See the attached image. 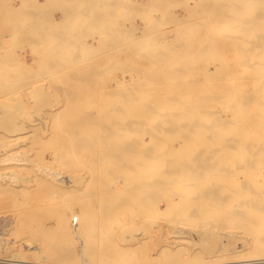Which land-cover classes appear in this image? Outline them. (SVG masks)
Segmentation results:
<instances>
[{"label":"rangeland","instance_id":"rangeland-1","mask_svg":"<svg viewBox=\"0 0 264 264\" xmlns=\"http://www.w3.org/2000/svg\"><path fill=\"white\" fill-rule=\"evenodd\" d=\"M40 1H43V0H40ZM91 1L93 2V0H89L87 2V4H89V5L86 6V8L88 7V9H90V10L86 9V11H88L89 13L86 12V15L83 17L81 22L78 23L81 25V28L83 29V31L86 29L85 30L86 32H83L81 30L83 32V35L85 33L86 34L84 36H81L80 40L86 42L87 44L90 43L89 46L91 45L90 46L91 48H94V46L97 47L98 45H96V43L98 42L97 44H99V41H101V44H103V47H105L104 49L105 50L108 49L106 51L111 52V54H110L111 57H109V59L105 58L107 56L104 54L105 52H103V51H105V50L103 49L101 44L100 45H101L102 49H101V47L91 49L92 53H90V51H88L89 57L86 56L87 54H84L82 56L83 60L81 62L84 64L82 65V64H80L81 62L79 63L80 66L85 67L86 70H84V71H85V73L87 72L89 75L86 78L81 77L80 79H81V81L86 82L88 85L86 84L84 86H78V87L70 86V87H68V86H60V85L57 86L54 84V82L57 83V82H59V80L63 81V78H65L64 82L71 81L72 77L70 79V76H73V74H71L73 72H68L67 69H70L73 64L62 63V66H66L65 68L62 67L65 70H62V68L60 67L61 69L57 71V72H59L58 73L59 76L58 75L54 76V74L50 70L47 71L44 64L39 59H40V57H42V54L44 51L43 47L46 48V46H47V43H48V42H46L47 39H50L49 35H50V37L56 36L55 37V39H56L58 37V35L61 36L62 34H65L67 31H71V29L69 30L68 27H63L62 29L59 28L58 32H57L56 31L57 29L54 30L51 28V26H49L48 21H47L48 18H45V17L42 18V17H40L41 15L36 16V17L30 16V18L29 17L26 18L27 11H29V12L33 11V13L31 12L30 14L37 13L35 11V9L31 7V5L26 4V2H28V0L27 1L26 0H23V1L22 0H19V1L18 0H0V8H1L0 9L1 10L0 11V60H1L2 64L4 65L3 67H0V73L6 74L7 76H8V74L10 75L9 77H6V81L10 82L9 86L7 85V87H6L7 90L5 93L7 95L4 93L5 89L0 90V99H1L0 104H2L1 105L2 107H0V123H1L0 132L2 134V135L0 134L1 135L0 136L1 137L0 138V155H1V157L2 156L4 157L7 154H9V156H11L10 154L14 153L13 154L14 158L15 157H20V158L22 157L23 159H26L27 161L30 160L28 163H27V161L24 160L25 164L23 163L21 165L22 167L15 166V163L17 160L14 158L10 162L6 161L5 164H4V162H0V171L3 172L5 170L8 172V174H7L8 176L5 175V177H0V184L7 183L8 181L11 183L12 179H11V181H10V179H8L9 175L11 174L12 170L13 171L16 170L15 172H13L14 175H13V173L11 175L14 177V179L17 178V181L20 180L22 182V183H20L18 181L20 186L26 188L25 191H21L20 189L16 190V193H15L16 194V196H15L16 201H14L12 199V196L10 193V188L8 189L4 186H0V229H2V232L0 233V257L8 258V257H11V255H13L15 253L16 255H22L24 257H27L26 258L27 260H37L38 256L40 257L43 255L44 257L45 256L51 257V258H48L47 260H43V261L62 262L63 264L64 263L65 264H84V263L85 264H165V263L167 264V263L171 262V261H169L170 255L167 256V253H169L171 251L172 252L173 251H180L181 252V250H183V252H184V253L182 252L183 255L181 254L182 258L184 257L182 259V261L186 258L189 259L188 261L193 260V258L191 259L189 256H185L186 251H188V252L189 251L190 252H200V250H201L200 253H202V251H203L202 254L203 255L205 254V256H202V258L205 257L207 259V257H208V259H209V257L211 256L210 258H212V257L217 258V259H215V260H217V262H220V261L225 262L226 260L228 262L229 261L233 262L236 260H241V258H243V261H244V259L245 258L247 259V257L248 258L251 257V259H253V258L258 259L259 256L260 257L264 256V253H262V252H264V249H262V248H264V246H262V245H264V230H262V229H264V227L261 228V224L264 225V221H262V223L259 226H258L259 223L258 224L256 223L257 226L254 223L253 224L254 226H253V225H251L252 224L251 222L249 225V223L247 224V222L242 220V219L246 218V217L242 218L243 217L242 214L244 216H246L248 213H249L250 217L247 215L248 217L246 219H250L252 217H255L254 219H257L258 217L259 218L261 217L262 219H260V220H264V217H262V216H264V206H262V204H264V203H262V202H264V182H262V181H264V179H261L262 176L259 175V174L264 175V161H261V160H264L261 157V154H262V156H264V150H262V149H264V143H261L264 141L260 140L261 137L264 138V133H262V132H264V126H262V125H264V122H260L261 119H262L261 121H264V99H262V98H264V48H260L261 46H264V28H260V26H258V27L253 26L254 29L252 30V32H254V33L253 34L249 33V31H250L249 29H250V27H252V23L250 21V18L254 16V13L257 14V16H261L260 11H262V8H264V0H256V2H255L256 5H254L252 7L253 11L245 14V17L248 18L246 20H236L238 17H244V16L243 15L241 16L238 13H236L235 2H233V1L228 2L225 0H214V2L210 3L208 10H211L210 13L212 15L209 13V11H207V13L203 12V8L199 4L196 5V3L199 0H171V1L170 0H114V1L113 0L112 1L111 0H96L95 2H97L98 5H95L96 3L93 2L94 6L91 5L92 4ZM109 1H111L113 4L108 5ZM119 1H120V3H118ZM210 1L211 0H209V2ZM220 1L224 2L225 4H223L219 8L218 3ZM231 2H232V5H231ZM257 2H259V3L257 4ZM261 4H262V6H261ZM188 6H190V7H188ZM109 7L111 8L110 18L106 21H103L104 16H102V14L104 11L108 12L107 9H109ZM52 9H53V7H51V6L48 8V10H52ZM5 11H7L8 14H3ZM93 11L95 13V15L93 14L94 16L92 15ZM16 13H17V15H16ZM51 13L59 21L60 20L64 21L63 18H61L63 16H62V14H60L59 11L53 9V12L51 11ZM197 13H199V15ZM203 14H204V16H203ZM3 16H5V17H3ZM178 16L180 18L181 17H185V18H182V19L179 18V21L177 22L176 20L178 18H176V20H174V18L178 17ZM209 17H211V19ZM219 17L221 18V20H224V17H225V19H229V20L221 21ZM204 18H205V20H204ZM207 18H209V19H207ZM217 18H218V21L215 20ZM39 20H40V22H39ZM196 20L199 22H197ZM102 21L104 22L103 24L105 26L102 28L96 27L99 24H101ZM190 22H191V25H190ZM235 25H236V27L233 28ZM35 27H37V29ZM71 27L73 28L72 25H71ZM71 27H69V28H71ZM125 27H126V29H125ZM129 27H131V29H129ZM31 28L33 29L32 31H30ZM132 28H134V29H132ZM135 28H136V30H135ZM212 28H213V30H212ZM97 29H98V31H96ZM108 29H111V35L112 36L110 37V35H109V37H101L100 36L101 33L107 32ZM244 29H246L248 31V34L246 36H244V31H243ZM205 31L210 32V34L207 33V37L209 38V41H210L209 42L210 43V49H208V50L207 49L205 50V48L202 49V47L196 45L198 42L197 39L200 38L201 34L202 35L205 34ZM214 31H216V32L214 33ZM62 32H64V33H62ZM211 32H213V34H214V36L212 34V37L215 39H218V40H219V38L225 37V36L228 38L230 36L232 37L234 35L239 36L241 44H239L238 49L241 50L243 54L241 53V51L237 52V46L234 44V42L229 44L232 48L228 45L229 47L223 46V48L226 47L227 50H226V48L224 49V51L218 50L220 48L221 49H223V48H222V46L213 44L216 40H213V38L210 36ZM53 33H55V35ZM198 33H200V35L197 36ZM39 35H41V36H39ZM67 35H68L67 40L69 39L70 41H72L73 39H71L72 37L70 36V34H67ZM96 35H97V37H96ZM26 36L28 38H26ZM30 36H31V38H30ZM215 36H217V37H215ZM68 37H70V38H68ZM93 37L96 38L95 39L96 41L94 40ZM98 37L99 38L101 37L102 39L100 38V40L97 41L99 39ZM196 37H198V38H196ZM84 38H85V40H84ZM165 38L169 44H171L172 42H175L176 44H180L183 47V51H185V53L182 54V57H183V55H184V57L186 56L185 54H186L187 49H193L195 51V54H193L194 61L189 63L186 60L182 59L183 61L180 60L178 63L174 62L175 69H170V67H169L170 58L169 57L171 55L167 54L169 51L168 48L170 49V45H169L167 48L163 47L160 50V52L163 53V55H164L163 57L169 58L168 59L169 61L165 60L164 62H161V63L152 62V57H154L152 54V53H154V51H153L154 45L156 44V42L158 40L165 39ZM31 39L35 40V41H31V43L33 44L35 49H33V47L29 44V41ZM252 39H253V42H252ZM136 40H138V44H136V42H137ZM212 41H214V42H212ZM72 42L75 43V40ZM195 42H196V44H195ZM74 43H70V44L67 43L68 45L66 44L67 46H66L65 50L66 51H74L73 50L75 47L73 45ZM190 43H192V44H190ZM254 43H255V45H252ZM259 43L261 46L259 45ZM92 44H94V46ZM192 46H198V47H196V49H195ZM217 46H219L220 48ZM253 46L255 47V49ZM7 49H9V50H7ZM19 49H21V50H19ZM99 49L101 51L103 50L102 51L103 53ZM109 49H111V50H109ZM213 49L218 51V52L214 51ZM10 50H12V51H10ZM95 50H97V51H95ZM98 50L102 54H104L105 56L103 55L101 57L102 54L99 53ZM232 50L234 52H232ZM208 51H210V52L213 51L212 52L213 55ZM223 52H224V54H223ZM208 53H210L211 55L210 54L209 55L212 57L206 56V55H208ZM218 53H220V55L222 54L223 59H222V56H220ZM237 53L239 54V56ZM8 54H9V56H8ZM20 54H22V56ZM18 55H20V56H18ZM215 55L218 56L219 58L217 57V59H216ZM15 56H17V58L19 60ZM241 56H243V60L241 59L242 58ZM244 56L245 57L247 56L246 58H248V59L245 60ZM91 57H92V59L89 60V58H91ZM177 57H179V56H177ZM206 57H208V58H206ZM209 58H211V59H209ZM10 59H11V61H9ZM14 59H17L18 61L14 60ZM22 59L26 63V66L21 65V63L19 62ZM86 60H88V62ZM102 60L103 61L105 60L104 61L105 63ZM109 60H110V62H109ZM220 60L222 61V64H223V62H226V61H227L226 63H228V62L230 63V64L228 63V66L226 65V63L224 64V66L221 65L223 67L221 68L222 71L220 73H223V71H225L223 74H219V72H217V71H220V68H215V67H219L218 65L221 64ZM211 61H212V63H211ZM217 63H218V65H217ZM69 64H71V65H69ZM213 64H215V65H213ZM107 65H109L108 68H107ZM225 65L227 67H230V68L227 69ZM252 65L256 67L254 73L257 76H255L256 78L253 77L254 79H256L255 81L252 78V76L249 75L250 73H252V71H250V67ZM67 66H68V68H67ZM112 66L113 67L117 66V67H115L113 69ZM119 66H121V67L123 66L122 69L124 68L125 70L123 69V71H122L121 67H119ZM158 66H162L164 69L159 68ZM137 67H141L142 70L141 69L136 70ZM178 67H179V69H178ZM224 67H225V70H224ZM202 68L203 69L208 68L206 71L207 75L205 73H203V72H205L204 71L205 69L203 70ZM213 68H215V69H213ZM137 69H139V68H137ZM39 70L44 71L43 75L47 72L48 73L43 76L42 71H39ZM97 70H99V71H97ZM101 70H102V72H101ZM120 70H121V72H123L122 74L120 73ZM227 70L231 71L230 73H228L229 78H228V74H225L228 72ZM234 70H236V71H234ZM162 71H164V72H162ZM60 72L63 74L60 75ZM180 72H184V73H180ZM161 73H168V78H166L167 76H165V77L161 76L160 75ZM194 73H196V74H194ZM143 74H145V77ZM176 74L178 77H176ZM192 74H193V76H192ZM224 74H225V76H224ZM241 74L244 75V82L242 84H244V83L247 84L246 89H244L245 91L242 90L241 93L243 92L246 95L245 97L248 99L242 98L244 96L243 93H242V95H243L242 97H241V95H238L236 97L235 92L234 93L232 92V91H235L237 88H238L237 90H241V88L242 89L244 88L245 84H244V86L241 85L242 87L241 86L235 87L236 86L235 85L234 89H232L233 88L232 85H233V83L236 82V79L238 78V76L239 77L243 76ZM194 75L197 79L194 78ZM219 75H221V76H219ZM29 76L31 77L30 79L28 78ZM60 76H61V78H60ZM112 76H114V78H112ZM138 76L139 77L142 76V77H140L141 79L138 78ZM203 76L208 77V79H210V80L205 79V77H203ZM230 76H231V78H230ZM236 76H237V78H235ZM245 76L247 78L251 77L253 79L252 81H254V82L250 81L251 78H249V81L252 82V84L249 83V81L247 80V78ZM23 77H25V78H23ZM33 77H37V78L33 79ZM52 77H53V79H51ZM191 77H193V78L191 79ZM218 77H223V79H225V81L222 78H218ZM7 78H8V80H7ZM211 78L215 82H213L211 80ZM259 78H260V81L258 80ZM54 79H56V81ZM66 79H67V81H66ZM80 79H79V81H80ZM202 79L203 80L205 79L204 81H206V80H208V81L204 82V81H202ZM214 79H216V80H214ZM17 80L20 81L21 85H20V83H18ZM25 80H26V82H25ZM42 80H44V81H42ZM193 80L195 82L197 80L200 81V83L203 82L202 83L203 87L201 85H200V87L197 86L199 83L197 82V85H196V83ZM220 80H222L223 82H221ZM21 81H24L25 84H22ZM27 81L30 84L27 83ZM118 81L122 82L123 84L118 85L117 84ZM38 82H40V83H38ZM42 82H43V84L44 83H47V84L50 83L48 86H47V84L45 86V87H48L47 90H49L50 92H48V93L43 92L44 90H46V88L43 87L44 85L42 84ZM212 82H213V84H210ZM51 83L54 84V86L51 85ZM95 83H97V84H95ZM205 83H206V85H205ZM229 83L232 84V85H230V86H232V87H230L232 91L231 90L228 91ZM131 84H133L132 86H135V87H132ZM32 85H34L35 87ZM94 85H96V87ZM111 85H113V86H111ZM30 86L34 87V88H31ZM108 86H110V87H108ZM10 87H13V88L11 89ZM24 87H27V88H24ZM28 87H30V88H28ZM220 87H222V88H220ZM202 88H204V91L205 90L207 91L208 89L210 90L211 88L213 90L211 89L212 92L210 91V94H208L209 92H207V94H206L205 93L206 91L204 92L202 90ZM218 88H220V89L217 90ZM25 89H27V90H25ZM62 89L66 92L68 90H72V91L76 90L77 92L74 95H67L62 91ZM89 89H90V93H88L87 96L84 95L83 93L87 90L89 92ZM136 89H138V90H136ZM195 89L197 91L198 90L199 91L194 93ZM215 89H216V91H215ZM30 90H31V93H30ZM97 90H98V93H97ZM201 90L207 96L209 95L210 99H212V100H210L206 95L203 96V93L200 92ZM222 90H224L223 92H225V94L220 93ZM7 91L9 93H12V94H8ZM20 91H21V93H20ZM107 91L110 93H106ZM114 91H117V92H114ZM128 91H130V93ZM142 91H144V92L142 93ZM145 91H146V93H145ZM183 91H185V92L183 93ZM192 91H194V92H192ZM93 92H95L96 95ZM178 92H180L181 94H179ZM215 92L218 93V94L217 93L216 94L219 97H216L217 95H214ZM247 92L251 93L255 97L250 98L251 95L248 94ZM227 93H228V95H227ZM20 94H21V96L19 98L18 95H20ZM163 94L164 95L166 94L165 97L168 96L167 100ZM182 94H183V96H182ZM196 94H198V95L200 94L201 97L196 95ZM1 95L2 96L4 95V96L2 97ZM8 95H10V97ZM210 95L212 96V98ZM223 95H227L228 97H231V98H233V97L236 98L235 100L233 99L234 100L233 104L235 103V101L238 103L233 105L232 102L231 103L229 102L228 97L223 96ZM16 96H18L17 97L18 99H21L23 97L22 101L21 100H18V101L17 100H10V99H14V98L17 99ZM100 96H103V97H100ZM213 96L217 99L215 100V98H213ZM239 96L242 98L241 99L242 102L239 101L240 100ZM4 97L6 99L3 100ZM147 97L150 100L149 102H147L148 101ZM192 97H194L195 101L192 99ZM203 97H206V98L204 99ZM56 98H58L57 101H56ZM70 98H73V99L75 98L78 100L73 101V99H70ZM83 98H92L94 100L93 101H91L90 99L89 100H83ZM99 98H109V101L105 102L103 100H96ZM121 98H125V101L123 100L124 102H122L121 100H119ZM155 98H157L156 101L157 100H162V101L161 102L157 101L158 102V104H157V102H153V100L155 101ZM158 98H161V99H158ZM168 98H169V100H168ZM170 98H171V100H170ZM177 98L178 99L180 98L179 100H180V104L181 105L183 104L182 106L179 105V103H178L179 101ZM186 98H187V100H186ZM189 98H191L192 100ZM196 98H198L197 101H196ZM202 98L204 101L202 100ZM231 98H229V99H231ZM256 98H258L260 101ZM8 99H9V101H8ZM117 99H118V101H117ZM151 99H153V100H151ZM174 99H176V101ZM207 99H208V101H210L209 103H207V101H206ZM243 99H244V101H243ZM23 100H24V102H23ZM257 100H258V103H257ZM86 101L88 103H86ZM164 101H165V103L167 101L168 104L167 103L166 104L168 105V107H169V105L171 108L173 107V109L175 110L174 111L172 109L174 111V114H171L173 112L169 111V110H171V108H168V109L166 108L167 105L165 106ZM170 101L172 102V104L169 103ZM174 101H175V103H174ZM198 101H201V102H198ZM214 101H216L215 107L213 106V104H212V106L207 105V104L215 103ZM8 102H10V103L12 102V103L10 104ZM143 102H146V104L143 105L144 104ZM192 102H194L195 105L192 104ZM246 102H248V103H246ZM136 103L137 104L139 103L138 107H136L137 106ZM154 103H156L157 105ZM161 103L164 105V107L161 106L162 105ZM176 103H178L179 106H177ZM198 103L200 105L197 106ZM241 103H243V104L241 105ZM3 104H5V105H3ZM74 104H75V107H74ZM81 104L84 108L79 106ZM147 104H148V106H146ZM218 104L220 106H218ZM230 104L233 106H231ZM251 104H254L256 106L252 105V107H251L250 106ZM77 105H78V107L76 108ZM114 105H115V107H117V106L118 107L116 109H114L115 108V107L113 108ZM131 105H134L133 108ZM139 105H140V107H139ZM155 105L158 107H156ZM159 105H160V108H159ZM247 105L250 106L252 111L250 109L247 110L249 107V106L247 107ZM7 106H9V107H7ZM209 106H210V108H208ZM240 106H242V108ZM64 107H65V109H64ZM108 107H109V109H108ZM126 107H128V108H126ZM177 107L178 108L183 107L185 110L183 108H181V109L179 108L180 109V111H179V109ZM204 107H205V109L202 110L201 108H204ZM220 107H222L221 111L225 109L223 111L224 113L219 111ZM255 107H257V108H255ZM15 108H16V110H15ZM134 108H136V109H134ZM137 108L139 110L144 111V112H140ZM142 108L147 109V111L143 110ZM175 108H177L178 111ZM199 108L202 111L199 110ZM216 108H217V110H216ZM227 108H229V110H231L233 112H231V111L228 112ZM207 109H208V111H211L213 109L215 112L213 110L211 112H208ZM234 109H235V111H234ZM245 109H246V112H244ZM254 109H255V111H254ZM164 110L165 111L168 110V112H166V114H165ZM158 111H163V113L158 112ZM126 112H127V115H126ZM157 112H158V114H157ZM86 113L92 114V115H90L91 118L89 116L90 121L87 119L88 116H86L87 118L85 116H83V115H86ZM115 113L118 114L117 115L118 119H117V117H115L116 115L114 116ZM130 113L132 115H130ZM134 113H135V115L133 117ZM144 113L147 115L149 114L148 115L149 117H147ZM150 113H152V115ZM161 113L164 115H162ZM243 113L246 114L245 115L246 118L243 115ZM253 113H254V117H252ZM13 114L15 116H13ZM79 114H81L82 116L80 117ZM229 114H231V115L229 116ZM237 114H238V116H240V118L237 117ZM68 115H72V116H69V118H68L67 117ZM208 115H209V117H208ZM242 115L244 118L242 117ZM150 116H151V118H150ZM249 116H251V117L249 118ZM255 116L258 118H256ZM42 117L44 118V120ZM74 117L77 118V121L74 120L75 119ZM159 117H161V118H159ZM172 117H175V118H172ZM260 117H261V119H260ZM39 118L41 119V121ZM126 119H127V121H126ZM166 119H168V120H166ZM9 120L13 124L9 123ZM78 120H81L80 123ZM114 120H116V121H114ZM154 120H156V121H154ZM193 120L195 121V124H192V123H194ZM75 121H76V123H75ZM180 121H182V123H180ZM199 121H200V123L202 122L203 125L200 123L198 125L197 122H199ZM221 121H223V122H221ZM257 121H258L257 126H259V127L256 126ZM124 122H126V126L128 125V123H129V125L126 127ZM156 122H158V123H156ZM178 122L181 124V126L179 125ZM254 122H256V123H254ZM19 123L22 125H20ZM36 123H37V125H36ZM41 123H42V125L44 124L42 127H41ZM205 123L208 125H206ZM244 123H245V125H244ZM115 126H116V128H115ZM162 126H164V129ZM167 126L168 127L170 126V128H168ZM173 126H175V127H173ZM8 127H9V129H8ZM161 128H162V130H161ZM165 128H168V129L165 130ZM243 128L245 130L250 129V131L245 132L243 130ZM251 128H252V131L257 129L258 132H257V130H255V132H252ZM56 130H57V132H56ZM70 130L72 132H70ZM74 130H76V131L74 132ZM111 130L113 133L111 132ZM61 131H63V132H61ZM109 131L111 132V134H109L110 133ZM60 132H61V135L63 134V136L59 135ZM76 132H77V134H76ZM238 132H239V134H238ZM240 132H241V134H240ZM243 132H245V133L243 134ZM247 132L249 134H246ZM250 132H252V133H250ZM103 133H104V135H103ZM253 133L255 134L254 137L251 136V134L254 135ZM256 133L257 134L261 133L258 135L260 138L256 137V135H257ZM95 134L98 137L95 136ZM105 134H106V136H105ZM206 134L208 136H206ZM213 134H215V135H213ZM245 134H246V136L247 135L248 136L250 135V136L245 137L244 136ZM20 135H21V137H19ZM22 135L25 136V138L27 135V138L25 139ZM14 136H17V137H15L16 140H13V142H12V140H10V139L14 138ZM44 136H46V138H44ZM66 136H67V138H66ZM70 136L73 139H74V137H76L75 139H78L82 143L81 142L77 143V140L76 141L73 139L70 140L71 139ZM92 136H94L93 140L99 139V141L101 140L104 142V140H105L106 142L102 143L100 141V145H99V141L95 142L96 141L95 140L94 141L95 143H94V142H92L93 141ZM108 136H110L111 138H114V141H113V139L111 140V138ZM219 136L222 137L223 139L219 138ZM236 136H238L237 141L235 140L237 138H232V137H236ZM7 137L11 142L9 140H6ZM40 137L42 140L43 139L44 140L42 141L40 139ZM47 137H49V138H47ZM78 137L79 138L83 137L84 138L83 141H82V139H79ZM118 137L119 138L121 137V138L117 140ZM243 137H244V139H243ZM217 138H218V140H217ZM249 138L254 142L255 141L256 142L261 141L259 143L262 145V149H261L260 144H259V147H257L258 144L255 142L253 145L254 147H253L252 141L247 140V142L249 141L248 144L251 145V146L249 145L251 147V149L252 148L257 149V150L252 149V151L254 150L257 152L254 153V151L252 152L250 149H248L247 147H249V146H248L245 139H249ZM45 139H46V141H45ZM68 139L70 140V143L68 142ZM122 139H124V141H123L124 143H126L125 141H127V142L129 141L130 143L128 142L126 144V147H125L124 144L122 143ZM220 139H222L221 143L223 145L227 142L229 145L226 143V146H228V147L232 146V149L226 148V147H221L223 145L219 146L221 144L219 141ZM231 139H232V141H231ZM253 139H255V140H253ZM2 140H3V142H2ZM5 140L9 141V142L6 143ZM184 140H185V143L183 142ZM189 140H190V142H188ZM216 140L219 143H217ZM233 140H235V141H233ZM241 140H243V143L245 144V147L244 146L243 147L248 149V151H246V149H244L245 153H243L244 152V150H243V152L241 153L242 155L239 154L242 151L240 148H243L242 145H244ZM262 140H264V139H262ZM27 141H29V142H27ZM39 141H41L42 143L41 142L39 143ZM229 141L231 144L229 143ZM240 142L242 143V145ZM68 143H69V145H68ZM72 143L74 144V146ZM75 143H77V144H75ZM119 143L120 144L122 143L121 145H123V146H121V148L119 147L120 146ZM179 143H181L183 145L180 146ZM234 143H236V144H234ZM79 144H80V146H78ZM116 144H119V146L118 145L116 146ZM255 144H256V146H255ZM32 145H35V146H32ZM52 145L53 146L58 145V146L53 147ZM111 145L113 147H115V149H113V147ZM127 145H128V147H127ZM129 146H130V148H129ZM184 146H185V148H184ZM25 147H27V148H25ZM30 147H32V148H30ZM56 147H60L62 149V150L60 149V151H59L60 155H59V152H58V154L55 153L54 149ZM70 147H72L73 149L71 150ZM93 147H94V149H93ZM103 147H105L106 150H105V148L102 149ZM117 147H119V148H117ZM123 147H124V149H122ZM132 147H134V148H132ZM79 148H80V151H79ZM86 148H88L90 150H88ZM224 148H226V150ZM6 149L10 153L9 152L6 153L5 152ZM33 149H35V151ZM81 149H83V150H81ZM107 149H109V151L107 152L108 155H107V153H105V151H107ZM112 149L114 151H112ZM121 149L124 151H122ZM196 149H197V151H199L200 154H198L197 152H194V151H196ZM229 149H231V151ZM91 150H93V151L90 152ZM102 150H104V151H102ZM228 150L230 151V155L232 153L231 157L236 156L234 159H236L238 157L237 158L238 161H236L237 159L235 161H231L233 158H228V157H230V155L228 154V152H229ZM258 150H260L261 152H259ZM23 151H24V153H28V154L25 155L23 153ZM38 151H39V153H38ZM76 151H77V153H76ZM88 151H89V153H88ZM98 151L99 152L101 151L102 154L105 153V155L109 159L108 158L106 159V156H103L104 154L101 156V153H99ZM222 151H223V154L227 151L226 152L227 156L229 155L228 157H225L226 156V153H225V155L222 156L223 160L228 158V160L227 161L225 160V162L222 159H221L222 161H219V159L222 155V154H220V152L222 153ZM15 152H17V153H15ZM20 152H21V155H19ZM124 152H126V153H124ZM192 152L195 153V154L193 153V155L195 157L192 155ZM92 153H94V154L99 153L98 158H97V154L95 155L96 156L95 157V156H93L94 154H92ZM253 153L255 155L259 154V157L254 156ZM35 154H37L38 156L40 155L39 156L40 158L37 155L35 156ZM149 154L151 157L152 156L153 157L151 158L149 156ZM203 154H205V156ZM208 154L210 156H207ZM23 155H25V156H23ZM57 155H58V157H57ZM251 155H253V159L255 161H253L251 159V157H252ZM110 156H113V157H110ZM114 156L116 158H114ZM191 156H192V158H191ZM34 157L39 158V159H36L37 161H35ZM128 157L130 158V160ZM240 157H242V158L248 157V160L246 159V161L248 163ZM254 157H256V159ZM32 158L34 161V165L36 162H37V164L39 162V164L38 165L36 164L34 166L33 162H32ZM259 158H260V160H259ZM61 160H63V161H61ZM64 160H66V161H64ZM213 160H214V162H212ZM249 160H250V165H249ZM21 161H23V160H21ZM201 161H204V162L200 163ZM205 161H207V163ZM30 162H31V164H30ZM195 162H196V164H195ZM218 162H220V163H218ZM236 162H238V163H236ZM209 163L211 165H209ZM226 163H227V165H226ZM10 164L14 165V166L5 168L6 165H10ZM202 164L203 165L206 164V167H207V165H209V166L207 168L200 167V166H202ZM214 164L216 165V167ZM245 164H246V166L244 168ZM46 165L49 168H51L50 170L52 172L51 173L52 175L50 174V175L44 176V178L46 179V180H44V179L39 178V177H41L40 176L41 174L39 172L40 171L39 167H43ZM92 165H94V166H92ZM158 165H160V166H158ZM219 165L220 166L222 165L223 167L222 166L220 167ZM37 166H38V168H37ZM224 166H226V167H224ZM229 167H231V168H229ZM92 168H93V170H90ZM195 168H198V169H195ZM221 169H223L225 171L228 170L227 172H229V173L226 172V174H225L224 173L225 171H223ZM232 169H233V172H232ZM246 170H247V172H246ZM143 172H144V174H143ZM222 172H223V174H222ZM80 173H81V175H80ZM100 173H102V174H100ZM257 173H258V175H257ZM145 174H146V176H145ZM202 174H205V175H202ZM234 174H236V175H234ZM23 175L25 177L31 176L33 178H32V180H27L25 183V182H23V177H24ZM34 175L39 176V177H37L38 179H35ZM98 175H101L103 177H101V176L98 177ZM241 175H243L244 177H242ZM95 176L98 177L97 181H96ZM230 176H232V177H230ZM69 177L71 179H69ZM85 177H86V179H85ZM92 177H93V179L94 178L95 179L93 180ZM156 177H157V179H156ZM99 178H102L101 180H103V181H101ZM147 178L151 179L150 181H152L153 183L150 182ZM190 178H192V179H190ZM234 178H236V179L238 178L237 182H236V179L234 180ZM253 178H255V179H253ZM61 179H66L67 183L66 182L63 183L62 181H60ZM87 179L89 180V182H86V181H88ZM98 180H100L102 183ZM140 181H144V182L142 183ZM164 181H166V183ZM170 181H172V182H170ZM69 182H71V183H69ZM149 182L151 185L149 184ZM188 182H190V183L188 184ZM73 183H74V185H72ZM99 183L103 184V186ZM173 183L175 185H173ZM237 183L239 184L240 189H238L239 186H237V188H235L236 187L235 185H237ZM50 184H56L59 186L55 185V187H53ZM65 184H67V185H65ZM203 184H205V185H203ZM209 184L212 187V189H211V187L209 188V189H211L210 190L211 192H213V193L217 192L219 194L221 192V193H223V195L224 194L226 195V196L224 195L225 198L223 200H221L222 207H226V208H223V209H225L223 212H222L223 209H221L222 207L221 206L219 207L218 205H220V204H218V203H217L218 204L217 207H219V209L217 208L218 210H215L216 205L214 206V204H216V203L213 204V207L215 209H212V207H211L212 204L208 205L209 207L205 206V207H207L206 209H208V208L210 209V210L209 209L208 210L211 213H204L205 207L203 209V207L199 206L201 208L200 209L199 207H192L191 208L189 205H186V204H188V200H193L194 198H196V196L197 197L199 196L198 193H200V191L202 190L201 187L207 188ZM227 184H229V185H227ZM246 184H249V185H246ZM60 185L62 187H60ZM165 185H166V187H165ZM206 185H207V187H204ZM221 185H223V186H221ZM46 186H48V187L46 188ZM65 186H67L68 189ZM167 186H170V187H167ZM250 186H251V188H250ZM52 189H54L55 192H53ZM95 189H96V191H95ZM158 189H160V190H158ZM209 189H208V191H209ZM235 189H237V190H235ZM258 189L261 191H259ZM42 190L44 192V195H41V194H43V193H41ZM74 190H76V191H74ZM77 190H79V191H77ZM92 190L94 191V193H92L93 192ZM165 190L167 193L165 192ZM255 190H257L258 192ZM32 191L33 192L35 191L36 193L35 192L32 193ZM80 191H81V193H79ZM90 191H92V192L90 193ZM155 191L157 192L156 194H155ZM160 191H162L161 193L164 194L163 196L160 195L161 194ZM238 191H239V193H238ZM75 192H77V193H75ZM97 192H99V193L97 194ZM256 192L258 193V195ZM54 193H56V194H54ZM86 193H88V194H86ZM158 193H160V194L157 195ZM171 193H172V195H171ZM230 193H231V195H229ZM237 193H238V195L239 194L241 195V196L239 195V197H236L238 201L235 198ZM32 194L34 195V197ZM61 194H63L62 198L60 196ZM165 194L166 195L169 194L171 198L168 197L169 195L165 196ZM177 194H179V195H177ZM80 195H81V197H80ZM89 195H91V196H89ZM103 195H104V197H103ZM132 195H134L135 197H133ZM209 195H210V193H209ZM99 196L103 197V198L100 197V200H104L102 203L97 200V198L99 199ZM148 197H149V199H148ZM166 197H167V202H169V203H170V201H168L169 199L172 202L174 200V203L171 202L172 207L170 206L169 203L166 202V200H165ZM78 198H80L82 201ZM85 198H87V199L85 200ZM93 198L95 200H93ZM238 198L240 200H242V199L243 200L240 201ZM150 200H152V201H150ZM77 201H78V203H77ZM79 201H81V202H79ZM236 201L240 202V206L235 205ZM244 201H247V203L248 202L249 203L246 204V202H244ZM20 202H21V205H23L25 203L26 206H24V205L21 206ZM241 202H244L246 205L241 203ZM252 202L254 204H252ZM14 203H17V204L19 203L18 204L19 207L17 206V204L14 206ZM27 203H29V204H27ZM30 203H32V204H30ZM64 203H65V205H64ZM79 203H81V205L86 203V206H84V205L81 206ZM146 203H147V205H144ZM175 203L177 205L173 206V204H175ZM178 203H181V204H178ZM97 204H99V205H97ZM105 204H106V208L104 207ZM148 204H151L152 206H150V205L148 206ZM250 204H252V206H253L252 208H250ZM260 204H261V206H260ZM72 205H73L74 209L72 208ZM102 205H103V207H102ZM223 205H225V206H223ZM230 205L232 206V208ZM234 205H235V208L233 209ZM99 206H101L102 209H100L101 207H99ZM143 206L144 207L148 206V208H142ZM87 207H90L91 210L88 209ZM160 207H161V209H157ZM182 207H183V209H181ZM185 207H188V208H185ZM246 207L247 208L249 207L248 210H250V211H248L246 209V211H248V213L245 215L244 210ZM66 208H69L68 210L70 211V213L72 212L73 214L72 213L70 214ZM80 208H81V210H80ZM184 208H185V210L186 209L187 210L185 211ZM198 208H199V210H198ZM240 208H243L241 210V215L240 214L237 215L239 212L238 213L234 212L236 214H234L233 211H232V214L229 213V212H231V210L237 211ZM96 209H97V211L101 210L102 213L100 214L101 211L97 212ZM104 209H105V211H104ZM151 209H153V210H151ZM206 209H205V212H208ZM258 209H261V210H258ZM64 210H66V211L64 212ZM79 210H80V212H79ZM144 210H146V211H144ZM154 210L157 212L154 213ZM167 210L168 211L170 210V212H168ZM103 211H104V213H103ZM200 211H202V212H200ZM49 212L51 213V215ZM77 212H78V214H77ZM177 212H178V214L179 213L183 214L185 212V214L184 215H182V214L178 215ZM221 212L223 214L225 212V215L223 216L224 218L220 216V214H222ZM257 212H258V215L256 214ZM59 213L61 214L60 217H59ZM97 213L99 214L98 217H101V218L97 217V215H98ZM228 213H229V216H228ZM251 213L252 214L255 213V214H253V216H252ZM67 214L71 217H74V220H78L80 222L71 221V219H73V218L69 217ZM104 214H106L107 218H110V216H111V219H108L109 221L106 220V218H105L106 216ZM109 214H110V216H109ZM215 214H217V215H215ZM259 214L261 216H259ZM218 215L220 216V218H218ZM233 216H234V218H233ZM238 216L241 219H239ZM256 216H258V217H256ZM75 217H77V219ZM226 217H227V219H226ZM9 218L11 219V221L8 220ZM66 218H68L70 221L67 222L68 219H66ZM97 218L100 220L98 221ZM102 218H104L105 220L104 219H103L104 221L101 220ZM44 219H46V220L44 221ZM48 219H50V220H48ZM220 219L222 221H220ZM39 220H41V223ZM82 220H86V221L81 222ZM241 220L245 223V226H246V224L248 225L246 227L243 226V227H245L244 229L242 226H239L243 223V222H241V223L239 222ZM32 221H35V222L39 221L40 225L43 222L44 223L41 226H39V223L36 222L38 224V227H39V228H37L36 227L37 225H34L35 223ZM54 221H56L57 224L59 223L58 225L56 224L59 228V229L57 228L58 231L56 230L57 226L55 225L56 222H54ZM90 221H92V222H90ZM106 221H108V222L106 223ZM200 221L202 222V224ZM203 221H205V222H203ZM206 221L210 222V223H207ZM5 222H6V225H4ZM70 222H72V223H70ZM75 222H76V224H75ZM86 222L88 224H85ZM221 222H223V224ZM237 222L240 224H238ZM83 223H84V225H82ZM205 223H206V225H204ZM233 223H235L234 228H233ZM224 224H225V227H223ZM229 224H230V226H229ZM236 224H238V226H236ZM3 225L5 228L3 227ZM49 225H50V227H48V229H46V227ZM52 225H54V227H51ZM60 225H63L64 227L60 226ZM6 226H7V228H6ZM179 226H181V227H179ZM239 227H241V228H239ZM250 227L253 228L252 230L255 229V231H253V235H254V232L259 231V233H261L260 235L255 233V234H257L256 235L257 237L259 236L258 239L260 238V240H261V241L259 240L260 243H259L258 239L255 237V235L254 236L251 235L252 230ZM257 227H259V229L260 228L261 229L258 230ZM42 228H44V229L42 230ZM3 229H5V230H3ZM52 229H54L55 232ZM29 230H31V231H29ZM46 230H48L47 231L48 234H50L49 232H51V233L53 232V235L50 234L48 236H51L52 238L54 237V235L56 236L55 238H53V240L55 242L53 241L54 243H52L53 244L52 248H51L50 244L48 245L47 243H44L42 241L43 235L44 236L47 235V234H45V233H47V232H45ZM49 230H51V231H49ZM39 231H40V233H39ZM56 231L58 232V234L60 232V234L59 235L56 234ZM42 232L44 234H42ZM34 233H35V235H34ZM247 234H249V235H247ZM38 235L40 238L38 237ZM110 236H111V239H110ZM86 241L91 242V244H89L87 247V248H89L88 250L90 251V253H88L89 251L85 250L86 247L84 248V246H87L84 243ZM222 241L224 242L225 245L223 244ZM246 241L248 244L246 243ZM251 241H252V244H250ZM107 243H109V244H107ZM34 244L39 246V248L41 249L40 251L43 252V253H41L42 255L40 254V252L38 253V250H37V252H36V250H34ZM54 244H56L57 246H55ZM59 244H61V245L59 246ZM45 245H47V246H45ZM90 245H94V246H91V247H93L92 250L90 249ZM100 245L101 246H103V245L108 246L109 245L107 248L105 246H103L105 248L104 251H106V249H107V251H109V253L104 252L101 255V250H103V247H101ZM111 245H113V246L111 247ZM252 245L256 246L253 248L254 249L253 252L256 251L255 249H257L256 252L258 254L255 255L256 252L253 254L252 250H251V253L247 252V251H250V248L252 249ZM44 246H45V248H44ZM82 246H83L84 250H83V253L80 254ZM221 246H223V247H221ZM249 246H251V247H249ZM113 247L115 249L116 248H118V249L113 250ZM100 248H101V250H100ZM121 248L124 249L125 251L123 250L124 252L119 254L120 252H122ZM260 249H261V251H260ZM55 250H57V251H55ZM33 251H34V253H33ZM53 251L57 252L56 256L59 253V255H58L59 257H56V259L54 258L55 255L52 254ZM63 251H64V253H63ZM112 251H114L113 255L110 253ZM238 251H239V253H237ZM242 251H243V253H245L247 255L246 256H240V254H242ZM11 252H12V254H11ZM60 252L63 253L62 256H60L61 255ZM105 253L112 255V257L105 254ZM163 253H164V255H163ZM259 253H262V254H259ZM222 254H224V255H222ZM107 256H109V257H107ZM166 256L169 258V260H168V258H166ZM236 256H238V257H236ZM60 257H61V259H58ZM226 257H228V258H226ZM230 257H231V259H230ZM52 258H54V260ZM187 259L184 261H187ZM232 259H234V260H232ZM58 260H61V261H58Z\"/></svg>","mask_w":264,"mask_h":264},{"label":"bare ground","instance_id":"bare-ground-1","mask_svg":"<svg viewBox=\"0 0 264 264\" xmlns=\"http://www.w3.org/2000/svg\"><path fill=\"white\" fill-rule=\"evenodd\" d=\"M18 1H19V0H18ZM22 1H23V0H22ZM26 1H27V0H26ZM88 1H89V0H43V1H40V0H28V2H26V4L31 5V7L34 8L35 11L37 12V13H35V14H30L31 12L33 13V11H30V12L27 11V13H26V18H28V17L30 18V16H34V17H36V16H40V15H41L40 17H42V18H43V17L48 18L47 21H48L49 26H51V28L54 29V30L57 29V30H56L57 32H58V29H59V28L62 29L63 27H68L69 30L71 29V31H67V32L65 31V32H66L67 34H70V36L72 37L71 39H73L72 41L75 40V43L72 42V41H70L69 39H68L69 41L67 40V36H68V35H67L66 33H65L66 35H65V34H62L61 36H59V35L57 34L58 37H57L56 39H55L56 36H51V37H50V35H49V38H50V39H47V41H46V42H48V43H47V46H46V48L43 47L44 51H43L42 57H40V59H39V60H41V62L44 64V66H45V68L47 69V71L50 70V71L54 74V76H57V75H58V73H59V72H57L58 70H60L62 67H64V68L66 67V66H62V63H71V64H73L72 67H71L70 69H67L68 66H67V68H66L68 72H73V73H71V74H73V76H70V75H69V76H70V79H71V77H72V80H71V81H68V82H64L65 78L62 77V78H63V81H60V80H59V82H57V83L54 82V84L57 85V86L60 85V86H68V87H70V86L78 87V86H84V85H86L87 83L84 82V81H81V79H80L81 77H85V78H86L87 76H89L88 73H87V72L85 73V71H84V70H86L85 67L80 66V64H82V65L84 64V63L81 62V61L83 60V59H82V56H83L84 54H87L86 56H88V54H89L88 51H90V53H92V52H91V49L99 48V47H101V45H102V47H103V44H101V41H99L101 37H109V35H110V37L112 36V35H111V29H108L107 32H102L101 35L98 33L101 37H100V38L98 37L99 39H98L97 41H99V44H97L98 42L96 43V45H98L97 47H95L94 44H92V45L94 46V48H91V47H90L91 45L89 46L90 43L87 44L86 42L80 40V39H81L80 37H81V36H84V35L86 34V33H85V34L83 35V32H86V31H85L86 29L83 31V29L81 28V25L78 24V23L81 22V20L83 19V17L86 15V12L89 13L88 11H86V9H88V7L86 8V6L89 5V4H87ZM95 1H96V0H93V2H95ZM111 1H112V0H111ZM111 1L108 2V5H112V4H113ZM113 1H114V0H113ZM170 1H171V0H170ZM225 1H228V2H229V1H233V2H235V4H236V13H238V14L241 15V16H242V15L244 16V17H238L236 20H246V19H248V18L245 17V14H247L248 12L253 11V10H252V7H253L254 5H256V3H255L256 0H225ZM4 2H5V1H4ZM93 2L91 1L92 4H91L90 2H89V3H90L92 6H94V5H93ZM105 2H106V1H105ZM212 2H214V0H211L210 2H209V0H199V1L196 3V5L199 4V5L203 8V12L207 13V11H209V13H210L211 10H208V7L210 6V3H212ZM228 2H227V3H228ZM95 3H96L95 5H98L97 2H95ZM118 3H120V1H119ZM258 3H259V2H257V4H258ZM223 4H225V3L222 2V1H220V2L218 3L219 8H220V6H222ZM228 4H229V3H228ZM91 5H90V6H91ZM231 5H232V2H231ZM24 6H25V5H24ZM50 6L53 7V9L59 11L60 14H62L63 17H61V18H63L64 21H61V20L59 21L56 17L53 16V14L51 13V11L53 12V9H52V10H48V8H49ZM90 6H89V7H90ZM261 6H262V4H261ZM17 7H18V6H17ZM71 7H72V8H71ZM114 7H115V6H114ZM188 7H190V6H188ZM229 8H230V7H229ZM0 9H1V8H0ZM4 9H5V8H4ZM21 9H22V8H21ZM34 9H33V10H34ZM259 9H260V8H259ZM18 10H19V9H18ZM26 10H27V9H26ZM31 10H32V9H31ZM88 10H90V9H88ZM107 10H108V12H105V11H104L103 14H102V16H104V20H103V21H106V20H108V19L110 18V11H111V8L109 7V9H107ZM257 10H258V9H257ZM0 11H1V10H0ZM20 12H21V11H20ZM212 12H213V11H212ZM2 13H3V12H2ZM2 13H1V14H2ZM14 13H15V12H14ZM22 13H23V12H22ZM260 13H261V16H257V14L254 13V16L250 18V21H251V23H252V27H253V26H257V27L260 26V28H264V8H262V11H260ZM3 14H8V12L5 11ZM38 14H39V15H38ZM93 14L95 15L94 11L92 12V15H93ZM97 14H98V13H97ZM182 14H183V13H182ZM197 14L199 15V13H197ZM210 14H211V13H210ZM213 14H214V13H213ZM16 15H17V13H16ZM42 15H43V16H42ZM94 15H93V16H94ZM211 15H212V14H211ZM211 15H210V16H211ZM179 16H180V15H179ZM179 16H178V17H175L174 20H176V18H178V19L176 20V21L178 22V21H179V18H180ZM203 16H204V14H203ZM208 16H209V15H208ZM3 17H5V16H3ZM16 17H17V16H16ZM199 17H200V16H199ZM211 17H212V16H211ZM211 17H209V18L211 19ZM216 17H217V16H216ZM228 17H229V16H228ZM232 17H233V16H232ZM235 17H236V16H235ZM45 18H44V19H45ZM55 18H56V19H55ZM182 18H185V17H181L180 19H182ZM188 18H189V17H188ZM209 18H207V19H209ZM219 18H220V17H219ZM38 19H39V18H38ZM172 19H173V18H172ZM172 19H171V20H172ZM204 20H205V18H204ZM215 20L218 21V18L215 19ZM220 20H221V18H220ZM227 20H229V19H225V17H224V20H221V21H227ZM42 21H43V20H42ZM45 21H46V20H45ZM103 21L101 22V24H99V25L96 26V27H98V28H102V27H104L105 25L103 24V23H104ZM176 21H175V22H176ZM196 21H197V20H196ZM34 22H35V21H34ZM39 22H40V20H39ZM43 22H44V21H43ZM191 22H192V21H191ZM191 22H190V25H191ZM197 22H199V21H197ZM200 22H201V21H200ZM228 23H229V22H228ZM16 24H17V23H16ZM16 24H15V25H16ZM39 24H40V23H39ZM48 24H47V25H48ZM102 24H103V25H102ZM225 24H226V23H225ZM229 24H230V23H229ZM37 25H38V24H37ZM71 25L73 26V28L71 27ZM231 25H232V24H231ZM16 26H17V25H16ZM49 26H48V27H49ZM125 26H126V25H125ZM226 26H227V25H226ZM228 26H229V25H228ZM33 27H34V26H33ZM69 27H71V28H69ZM126 27H127V26H126ZM126 27H125V29H126ZM235 27H236V25H235L233 28H235ZM252 27H250V29H249V30H250V31H249L250 34H253V33H254V32H252V30L254 29V27H253V28H252ZM257 27H256V28H257ZM35 28L37 29V27H35ZM49 28H50V27H49ZM51 28H50V29H51ZM119 28H120V27H119ZM127 28H128V27H127ZM239 28H240V27H239ZM64 29H65V28H64ZM66 29H67V28H66ZM115 29H116V28H115ZM120 29H121V28H120ZM129 29H131V27H129ZM132 29H134V28H132ZM203 29H204V28H203ZM209 29H210V28H209ZM209 29H208V30H209ZM226 29H227V28H226ZM226 29H225V30H226ZM23 30H24V29H23ZM32 30H33V29L31 28L30 31H32ZM81 30H82L83 32H82ZM135 30H136V28H135ZM157 30H158V29H157ZM212 30H213V28H212ZM24 31H25V30H24ZM26 31H27V30H26ZM36 31H37V30H36ZM96 31H98V29H97ZM153 31H154V30H153ZM203 31H204V30H203ZM243 31H244V36H246V35L248 34V31H247L246 29H244ZM81 32H82V33H81ZM94 32H95V31H94ZM215 32H216V31H214V33H215ZM217 32H218V31H217ZM31 33H32V32H31ZM62 33H64V32H62ZM207 33L210 34V32H206V31H205V34H203V35L201 34L200 38L197 39V41H198L197 44H196V42H195L196 45L202 47V49L205 48V50H206V49H207V50L210 49V43H209L210 41H209V38L207 37ZM218 33H219V32H218ZM51 34H52V33H51ZM53 34L55 35V33H53ZM212 34H213V32H211V35H210L211 37H212ZM99 35H98V36H99ZM198 35H200V33H198L197 36H198ZM227 35H228V34H227ZM39 36H41V35H39ZM163 36H164V35H163ZM213 36H214V34H213ZM240 36H241V35H240ZM96 37H97V35H96ZM211 37H210V38H211ZM215 37H217V36H215ZM238 37H239V36H237V35H234V36H232V37L230 36L229 38L225 36V37H221V38H219V40H218V39H215V38L212 37L213 40H216V41H217V42L215 41L216 43H215L214 41H212V42H214L213 44H215V45L222 46V48H223V46L229 47V46H230L229 44H231L232 42H234V44L237 46V52H239V51H241V50H239L238 47H239V44H241V42H240V37H239V38H238ZM26 38H28V37L26 36ZM30 38H31V36H30ZM68 38H70V37H68ZM82 38H83V37H82ZM93 38H94V37H93ZM173 38H174V37H173ZM176 38H177V37H176ZM196 38H198V37H196ZM35 39H36V38H35ZM95 39H96V38H94V40H95ZM101 39H102V38H101ZM171 39H172V38H171ZM226 39H227V40H226ZM84 40H85V38H84ZM175 40H176V39H175ZM246 40H247V39H246ZM31 41H35V40H32V39H31V40L29 41V44L33 47V49H35L34 46H33V44L31 43ZM95 41H96V40H95ZM118 41H119V40H118ZM136 41H137L136 44H138V40H136ZM139 41H140V40H139ZM249 41H250V40H249ZM252 42H253V39H252ZM252 42H251V43H252ZM67 43H68V44H70V43H74V44H73V45L75 46L74 49H73L74 51H66V50H65L66 46L68 45ZM139 43H140V42H139ZM255 43H256V42H255ZM255 43L252 44V45H255ZM66 44H67V45H66ZM75 44H76V45H75ZM100 44H101V45H100ZM104 44H105V43H104ZM108 44H109V43H108ZM115 44H116V43H115ZM115 44H114V45H115ZM190 44H192V43H190ZM195 44H194V45H195ZM38 45H39V44H38ZM73 45H72V46H73ZM109 45H110V44H109ZM169 45H170V49L168 48L169 51H168L167 54H168V55H169V54L171 55V56L169 57V58H170V61L168 60L169 58H167V57L164 58V57H163V56H164L163 53L160 52V50H161L163 47H164V48H167ZM228 45H229V46H228ZM243 45H244V44H243ZM256 45H257V44H256ZM259 45H260V43H259ZM20 46H21V45H20ZM23 46H24V45H23ZM107 46H108V45H107ZM115 46H116V45H115ZM198 46H192V47L196 49V47H198ZM219 46H217V47H219ZM260 46H261V45H260ZM102 47H101V49H102ZM113 47H114V46H113ZM212 47H213V46H212ZM226 47H224L223 49H221V48L219 47L220 49H218V50H223V51H224V49H225ZM230 47H231V46H230ZM253 47H254V46H253ZM15 48H16V47H15ZM15 48H14V49H15ZM38 48H39V47H38ZM104 48H105V47H103V49H104ZM106 48H107V47H106ZM231 48H232V47H231ZM231 48H230V49H231ZM260 48H264V46H261ZM28 49H29V48H28ZM112 49H113V48H112ZM197 49H198V48H197ZM214 49H215V48H214ZM214 49H213V50H214ZM216 49H217V48H216ZM254 49H255V47H254ZM7 50H9V49H7ZM19 50H21V49H19ZM99 50H100V49H99ZM99 50H98L99 53H101V52L103 51V50H102V51L100 50V51H101V52H100ZM104 50H105V49H104ZM106 50H108V49H106ZM106 50L103 51V52H105L104 54L107 56V57H105V58L109 59V57H111V56H110L111 52H110V51H106ZM109 50H111V49H109ZM114 50H115V49H114ZM226 50H227V48H226ZM226 50H225V51H226ZM259 50H260V49H259ZM10 51H12V50H10ZM22 51H23V50H22ZM92 51H93V50H92ZM95 51H97V50H95ZM120 51H121V50H120ZM153 51H154V53H152V54H153L154 57H152V62L161 63V62H164L165 60H168L169 63H170V65H171V66L169 65L170 69H175V67H174V65H175L174 62H175V63H178L180 60H181V61L186 60L187 62L191 63V62L194 61V59H193V54H195V51H194L193 49H187L186 54H185L186 56L184 57V55H183V57H182V54L185 53V51H183V47H182L180 44H176L175 42H172L171 44H169V43L167 42L166 38H165V39H160V40H158V41L156 42V44L154 45ZM214 51H216V50H214ZM230 51H231V50H230ZM15 52H16V51H15ZM87 52H88V53H87ZM93 52H94V51H93ZM103 52H102V53H103ZM118 52H119V51H118ZM208 52H210V51H208ZM212 52H213V51H212ZM212 52H210V53L213 55ZM216 52H218V51H216ZM220 52H221V51H220ZM232 52H234V51L232 50ZM12 53H13V52H12ZM102 53H101V54H102ZM115 53H116V52H115ZM210 53H208V55H206V56H210V55H211ZM221 53H222V52H221ZM241 53H242V51H241ZM104 54H102L101 57H102ZM206 54H207V53H206ZM209 54H210V55H209ZM214 54H215V53H214ZM218 54L220 55V53H218ZM218 54H217V55H218ZM223 54H224V52H223ZM234 54H235V53H234ZM237 54H238V53H237ZM242 54H243V53H242ZM242 54H241V55H242ZM14 55H15V54H14ZM20 55L22 56V54H20ZM20 55H18V56H20ZM34 55H35V54H34ZM105 55H104V56H105ZM219 55H218V56H219ZM8 56H9V54H8ZM177 56H179V57H177ZM215 56H216V55H215ZM215 56H214V57H215ZM218 56H216L215 58L217 59ZM220 56H222V54H221ZM220 56H219V57H220ZM236 56H237V55H236ZM238 56H239V54H238ZM261 56H262V55H261ZM15 57L17 58V56H15ZM88 57H89V56H88ZM88 57H87V58H88ZM92 57H93V56H92ZM92 57L89 58V60L92 59ZM112 57H113V56H112ZM210 57H212V56H210ZM219 57H218V58H219ZM241 57H242L241 59L243 60V56H241ZM246 57H247V56H246ZM246 57L244 56L245 60L248 59V58H246ZM8 58H9V57H8ZM8 58H7V59H8ZM98 58H99V57H98ZM206 58H208V57H206ZM215 58H214V59H215ZM220 58H221V57H220ZM7 59H6V60H7ZM17 59H18V58H17ZM17 59H14V60H17ZM103 59H104V58H103ZM115 59H116V58H115ZM182 59H183V60H182ZM202 59H203V58H202ZM209 59H211V58H209ZM222 59H223V56H222ZM222 59H221V60H222ZM250 59H251V58H250ZM250 59H249V60H250ZM18 60H19V59H18ZM18 60H17V61H18ZM84 60H85V59H84ZM96 60H97V59H96ZM100 60H101V59H100ZM110 60H111V59H110ZM110 60H109V62H110ZM116 60H117V59H116ZM199 60H200V59H199ZM221 60H220V61H221ZM9 61H11V59H10ZM9 61H8V62H9ZM86 61L88 62V60H86ZM94 61H95V60H94ZM102 61H103V60H102ZM104 61H105V60H104ZM104 61H103V62H104ZM111 61H112V60H111ZM217 61H218V60H217ZM230 61H231V60H230ZM8 62H7V63H8ZM19 62L21 63V65L26 66V63L23 61V59H22L21 61H19ZM80 62H81V63H80ZM99 62H100V61H99ZM103 62H102V63H103ZM214 62H215V61H214ZM226 62H227V61H226ZM226 62H223V64H222V61H221V62H220V63H221L220 65H218L219 62L217 63V65H218L219 67H215V68H220V71H217V72H219V74H223V73L225 72V71H223V73H220V72L222 71L221 68L224 66V64H225ZM241 62H242V61H241ZM79 63H80V64H79ZM104 63H105V62H104ZM211 63H212V61H211ZM228 63H229V62H228ZM228 63H226L227 66H228ZM237 63H238V62H237ZM71 64H69V65H71ZM94 64H95V63H94ZM99 64H100V63H99ZM181 64H182V63H181ZM229 64H230V63H229ZM64 65H65V64H64ZM111 65H112V64H111ZM111 65H110V66H111ZM203 65H204V64H203ZM209 65H210V64H209ZM213 65H215V64H213ZM217 65H216V66H217ZM221 65H223V66H221ZM226 65H225V66H226ZM3 66H4V65L2 64V62H1V60H0V67H3ZM84 66H85V65H84ZM180 66H181V65H180ZM220 66H221V67H220ZM227 66H226L227 69L230 68V67H227ZM229 66H230V65H229ZM233 66H234V65H233ZM20 67H21V66H20ZM60 67H61V68H60ZM108 67H109V65H107V68H108ZM112 67H113V66H112ZM115 67H117V66H115ZM115 67H113V69H114ZM119 67H121V66H119ZM119 67H118V68H119ZM122 67H123V66H122ZM122 67H121V69H122ZM158 67H159V68H163L162 66H158ZM164 67H165V66H164ZM187 67H188V66H187ZM191 67H192V66H191ZM212 67H213V66H212ZM28 68H29V67H28ZM137 68H139V69H137ZM137 68H136V70H140V69L142 70L141 67H137ZM189 68H190V67H189ZM193 68H194V67H193ZM215 68H213V69H215ZM233 68H234V67H233ZM258 68H259V67H258ZM7 69H8V68H7ZM10 69H11V68H10ZM33 69H34V68H33ZM111 69H112V68H111ZM123 69H124V68H123ZM123 69H122V71H123ZM163 69H164V68H163ZM178 69H179V67H178ZM202 69H203V68H202ZM204 69H205V70H204ZM204 69H203V70H204L205 72H203V73L206 74V73H207L206 71H207L208 68H204ZM235 69H236V68H235ZM255 69H256V67L253 66V65L250 67V71H252V73H250L249 75L252 76V78L255 77V76H257V75H255V73H254V72H255ZM62 70H65V69L62 68ZM103 70H104V69H103ZM106 70H107V69H106ZM118 70H119V69H118ZM124 70H125V69H124ZM192 70H193V69H192ZM224 70H225V67H224ZM229 70H230V69H229ZM39 71H42V75H43L44 71H43V70H39ZM97 71H99V70H97ZM174 71H175V70H174ZM196 71H197V70H196ZM211 71H212V70H211ZM227 71H228V70H227ZM227 71H226V72H227ZM234 71H236V70H234ZM101 72H102V70H101ZM162 72H164V71H162ZM230 72H231V71H228V72L225 73V74H228V73H230ZM39 73H40V72H39ZM47 73H48V72H47ZM47 73H45L44 75H46ZM98 73H99V72H98ZM120 73L122 74L123 72H121V70H120ZM180 73H184V72H180ZM196 73H197V72H196ZM196 73H194V74H196ZM209 73H210V72H209ZM248 73H249V72H248ZM10 74H11V73H10ZM30 74H31V73H30ZM30 74H29V75H30ZM61 74H63V73L60 72V75H61ZM137 74H138V73H137ZM178 74H179V73H178ZM217 74H218V73H217ZM225 74H224V76H225ZM44 75H43V76H44ZM49 75H50V74H49ZM143 75H144V77H145V74H143ZM160 75L163 76V77L167 76L166 78H168V73H161ZM183 75H184V74H183ZM202 75H203V74H202ZM206 75H207V74H206ZM241 75H243V74H241ZM241 75H240V76H241ZM9 76H10L9 74H8V76H7L6 74H2V73H0V90H4V89H5V90H4V93H5L6 90H7V89H6L7 85L9 86V84H10V82H7V81H6V77H9ZM35 76H36V75H35ZM43 76H42V77H43ZM52 76H53V75H52ZM58 76H59V75H58ZM62 76H63V75H62ZM66 76H67V75H66ZM119 76H120V75H119ZM161 76H160V77H161ZM192 76H193V74H192ZM196 76H197V75H196ZM219 76H221V75H219ZM246 76H247V75H246ZM246 76H245V77H246ZM37 77H38V76H37ZM37 77H33V79H34V78L36 79ZM40 77H41V76H40ZM64 77H65V76H64ZM104 77H105V76H104ZM109 77H110V76H109ZM109 77H108V78H109ZM115 77H116V76H115ZM130 77H131V76H130ZM140 77H142V76H140ZM140 77L138 76V78H140ZM176 77H178L177 74H176ZM203 77H205V76H203ZM247 77H248V76H247ZM247 77H246V78H247ZM23 78H25V77H23ZM28 78L30 79L31 77L29 76ZM55 78H56V77H55ZM60 78H61V76H60ZM112 78H114V76H112ZM192 78H193V77H191V79H192ZM194 78H196L195 75H194ZM218 78H222V79H223V77H218ZM225 78H226V77H225ZM228 78H229V74H228ZM230 78H231V76H230ZM235 78H237V76H236ZM246 78H245V79H246ZM249 78H251V77H249ZM249 78H247L248 81H249ZM252 78L250 79V81H252V80L254 79V78H253V79H252ZM255 78H256V77H255ZM257 78H258V77H257ZM41 79H42V78H41ZM51 79H53V77H52ZM79 79H80V81H79ZM140 79H141V78H140ZM196 79H197V78H196ZM205 79H208V77H205ZM205 79H204V80H205ZM7 80H8V78H7ZM21 80H22V79H21ZM26 80H27V79H26ZM26 80H25V82H26ZM31 80H32V79H31ZM45 80H46V79H45ZM54 80L56 81V79H54ZM54 80H53V81H54ZM204 80L202 79V81H204ZM208 80H210V79H208ZM208 80H206V81H208ZM211 80H212V78H211ZM214 80H216V79H214ZM218 80H219V79H218ZM223 80L225 81V79H223ZM228 80H229V79H228ZM232 80H233V79H232ZM255 80H256V79H254V81H255ZM258 80L260 81V78H259ZM17 81H18V83H20L19 80H17ZM36 81H37V80H36ZM42 81H44V80H42ZM66 81H67V79H66ZM193 81H194V80H193ZM206 81H204V82H206ZM212 81H213V80H212ZM220 81L223 82L222 80H220ZM229 81H230V80H229ZM250 81H249V83H251V84H252V82H254V81H252V82H250ZM21 82H22V84H25L24 81H21ZM23 82H24V83H23ZM34 82H35V81H34ZM45 82H46V81H45ZM123 82H124V81H123ZM194 82H195V81H194ZM197 82L199 83L198 85H197ZM213 82H215V81H213ZM213 82L210 83V84H213ZM227 82H228V81H227ZM231 82H232V81H231ZM233 82H234V81H233ZM243 82H244V75L241 76V77L238 76V78L236 79V82L233 83V85L229 83V87L227 86V87H228V91L231 90L230 87H232V86H233L232 89H234V86H235V85H236L235 87H238V86H241V85L244 86V84H245V86H244L243 89L241 88L242 86L240 87L241 90H237L238 88H237L235 91H232V90H231L233 93L235 92V96H236V97H237L238 95H241V97H242V96H243V95H242L243 92L241 93V91L244 90V89H246V86H247L246 83L242 84ZM246 82H247V81H246ZM18 83H17V84H18ZM27 83H29V82L27 81ZM38 83H40V82H38ZM52 83H53V82H52ZM52 83H51V85L54 86V84H52ZM125 83H126V82H125ZM125 83H124V84H125ZM129 83H130V82H129ZM129 83H128V84H129ZM168 83H169V82H168ZM168 83H167V84H168ZM191 83H192V82H191ZM195 83H196L197 86L200 87V85H201V86L203 87V85H202L203 82L200 83V81L197 80ZM195 83H194V84H195ZM260 83H261V82H260ZM11 84H12V83H11ZM17 84H16V85H17ZM29 84H30V83H29ZM42 84H43V82H42ZM46 84H47V83H44V84H43V85H44L43 87H45ZM49 84H50V83H49ZM49 84H47V86H48ZM95 84H97V83H95ZM108 84H109V83H108ZM117 84H118V85H122L123 83L120 82V81H118ZM223 84H224V83H223ZM251 84H250V85H251ZM20 85H21V83H20ZM35 85H36V84H35ZM87 85H88V84H87ZM89 85H90V84H89ZM91 85H92V84H91ZM100 85H101V84H100ZM104 85H105V84H104ZM113 85H114V84H113ZM113 85H111V86H113ZM132 85H133V84H131V86H132ZM136 85H137V84H136ZM139 85H140V84H139ZM205 85H206V83H205ZM218 85H219V84H218ZM218 85H217V86H218ZM230 85H232V86H230ZM18 86H19V85H18ZM32 86H34V85H32ZM94 86L96 87V85H94ZM94 86H93V87H94ZM105 86H106V85H105ZM114 86H115V85H114ZM137 86H138V85H137ZM248 86H249V85H248ZM30 87H31V86H30ZM30 87H28V88H30ZM34 87H35V86H34ZM34 87H31V88H34ZM36 87H37V86H36ZM108 87H110V86H108ZM132 87H135V86H132ZM205 87H206V86H205ZM209 87H210V86H209ZM10 88L12 89L13 87H10ZM10 88H9V89H10ZM24 88H27V87H24ZM45 88H46V90H44L43 92H45V93L50 92L49 90H47L48 87H45ZM220 88H222V87H220ZM220 88H218L217 90H219ZM248 88H249V87H248ZM248 88H247V89H248ZM11 89H10V90H11ZM15 89H16V88H15ZM198 89H199V88H198ZM206 89H207V88H206ZM211 89H212V88H211ZM211 89H210V90L208 89L209 91H208V90H207V91L205 90V91H206V92H205V91H204V88H202V90H203L206 94H207V92H209L208 94H210ZM13 90H14V89H13ZM25 90H27V89H25ZM108 90H109V89H108ZM136 90H138V89H136ZM202 90H201L200 92H202ZM212 90H213V89H212ZM225 90H226V89H225ZM250 90H251V89H250ZM8 91H9V90H8ZM8 91H7V92H8ZM11 91H12V90H11ZM21 91H22V90H21ZM21 91H20V93H21ZM23 91H24V90H23ZM40 91H41V90H40ZM62 91H63L65 94H67V95H74V94H76V92H77L76 90H75V91L68 90V91L66 92V91H64L63 89H62ZM133 91H134V90H133ZM194 91H195V92H194ZM194 91H192V92L196 93V92H198L199 90L197 91V90L195 89ZM215 91H216V89H215ZM223 91H224V90H222L220 93H224V94H225V92H223ZM231 91H230V92H231ZM244 91H245V90H244ZM2 92H3V91H2ZM24 92H25V91H24ZM114 92H117V91H114ZM128 92L130 93V91H128ZM143 92H144V91H142V93H143ZM184 92H185V91H183V93H184ZM192 92H191V93H192ZM211 92H212V91H211ZM217 92H218V91H217ZM217 92H215L214 95H217V94L219 93V92H218V93H217ZM232 92H231V93H232ZM30 93H31V90H30ZM88 93H90V89H89V92H88V90H87V91H85L83 94L87 96ZM93 93H95V92H93ZM93 93H92V94H93ZM97 93H98V90H97ZM106 93H110V92L107 91ZM145 93H146V91H145ZM178 93L181 94L180 92H178ZM194 93H193V94H194ZM202 93H203V92H202ZM205 93H203V96L206 95ZM216 93H217V94H216ZM240 93H241V94H240ZM247 93L251 95L250 98H254V97H255V96L252 95L251 93H249V92H247ZM5 94H6V93H5ZM8 94H12V93H9V92H8ZM131 94H132V93H131ZM134 94H135V93H134ZM200 94H201V93H200ZM200 94H199V95L196 94V95L200 96ZM211 94H212V93H211ZM243 94H244V93H243ZM6 95H7V94H6ZM6 95H5V96H6ZM95 95H96V93H95ZM110 95H111V94H110ZM161 95H162V94H161ZM163 95H164V94H163ZM167 95H168V94H167ZM190 95H191V94H190ZM212 95H213V94H212ZM227 95H228V93H227ZM227 95H223V96H227ZM1 96H2V95H1ZM3 96H4V95H3ZM3 96H2V97H3ZM8 96L10 97V95H8ZM8 96H7V97H8ZM18 96H19V98H20L21 94L18 95ZM18 96H16V98H17ZM165 96H166V94L164 95V97H165ZM179 96H180V95H179ZM182 96H183V94H182ZM206 96H207V95H206ZM210 96H211V95H210ZM223 96H222V97H223ZM229 96H230V95H229ZM231 96H232V95H231ZM245 96H246V95L244 94V96H243L242 98H246ZM248 96H249V95H248ZM46 97H47V96H46ZM56 97H57V96H56ZM100 97H103V96H100ZM104 97H105V96H104ZM137 97H138V96H137ZM161 97H162V96H161ZM167 97H168V96H167ZM167 97H165L166 100H167ZM200 97H201V96H200ZM207 97L210 99L209 95H208ZM216 97H219V96L217 95ZM227 97H228V96H227ZM232 97H233V96H232ZM239 97H240V96H239ZM239 97H238V98H239ZM241 97H240V100H239L240 102H242V100H241L242 98H241ZM22 98H23V97H22ZM22 98H21V99H18V98L15 99V98H14V99H10V100H17V101H18V100H21V101H22ZM110 98H111V97H110ZM126 98H127V97H126ZM147 98H148V97H147ZM171 98H172V97H171ZM171 98H170V100H171ZM181 98H182V97H181ZM203 98L205 99L206 97H203ZM203 98H202V100H203ZM211 98H212V96H211ZM213 98H215V97L213 96ZM229 98H231V97H228V100H229L230 103L232 102V104H233V101H234L236 98H234V97L231 98V99H229ZM4 99H6V98L4 97L3 100H4ZM57 99H58V98H56V101H57ZM65 99H66V98H65ZM70 99H73V98H70ZM89 99H90L91 101L94 100V99H92V98H83V100H89ZM130 99H131V98H130ZM136 99H137V98H136ZM153 99H154V98H153ZM153 99H151V100H153ZM156 99H157V98H155V101L153 100V102H157V101H160V102H161V101H162V100H157V101H156ZM158 99H161V98H158ZM177 99H178V98H177ZM179 99H180V98H179ZM179 99H178V101H179L178 103H179V105H181ZM189 99H191V98H189ZM192 99L194 100V97H192ZM192 99H191V100H192ZM216 99H217V98H215V100H216ZM226 99H227V98H226ZM233 99H234V100H233ZM246 99H248V98H246ZM246 99H245V100H246ZM256 99H258V98H256ZM262 99H264V98H262ZM0 100H1V99H0ZM44 100H45V99H44ZM60 100H61V99H60ZM76 100H78V99H75V98L73 99V101H76ZM96 100H103V101L106 102V101H109V98H99V99H96ZM119 100H121L122 102H124V101H125V98H121V99H119ZM123 100H124V101H123ZM142 100H143V99H142ZM147 100H148L147 102L150 101L149 98H148ZM168 100H169V98H168ZM174 100L176 101V99H174ZM186 100H187V98H186ZM186 100H185V101H186ZM197 100H198V98H196V101H197ZM210 100H212V99H210ZM224 100H225V99H224ZM228 100H227V101H228ZM237 100H238V99H237ZM258 100H259V99H258ZM258 100H257V103H258ZM6 101H7V100H6ZM8 101H9V99H8ZM21 101H20V102H21ZM33 101H34V100H33ZM80 101H81V100H80ZM117 101H118V99H117ZM175 101H174V103H175ZM188 101H189V100H188ZM194 101H195V100H194ZM203 101H204V100H203ZM206 101H207V103L210 102V101H208V99H207ZM243 101H244V99H243ZM259 101H260V100H259ZM0 102H1V101H0ZM23 102H24V100H23ZM23 102H22V103H23ZM77 102H78V101H77ZM190 102H191V101H190ZM190 102H189V103H190ZM198 102H201V101H198ZM214 102H215V103H211V104H207V105L212 106V104H213V106L215 107V105H216V101H214ZM240 102H239V103H240ZM248 102H249V101H248ZM248 102H246V103H248ZM254 102H255V101H254ZM8 103H10V102H8ZM11 103H12V102H11ZM11 103H10V104H11ZM78 103H79V102H78ZM86 103H88V102L86 101ZM91 103H92V102H91ZM143 103H144L143 105L146 104V102H143ZM162 103H163V102H162ZM162 103H161V104H162ZM166 103H167V101H166ZM166 103H165V101H164L165 106L168 104V103H167V104H166ZM169 103L172 104L171 101H170ZM178 103H176L177 106H179ZM195 103H196V102H195ZM237 103H238V102L235 101V103H234L233 105H235V104H237ZM243 103H244V102H243ZM243 103H241V105H242ZM5 104H6V103H5ZM5 104H3V105H5ZM75 104H76V103H75ZM75 104H74V107H75ZM136 104H137V103H136ZM138 104H139V103H138ZM138 104H137V106H136L135 104H134V105H135L136 107H138ZM154 104H156V103H154ZM157 104H158V102H157ZM157 104H156V105H157ZM190 104H191V103H190ZM192 104H194V102H192ZM205 104H206V103H205ZM205 104H204V105H205ZM219 104H220V103H219ZM219 104H218V106L221 105V104H220V105H219ZM222 104H223V103H222ZM261 104H262V103H261ZM1 105H2V104H0V107H2ZM7 105H8V104H7ZM12 105H13V104H12ZM16 105H17V104H16ZM50 105H51V104H50ZM52 105H53V104H52ZM134 105H131L132 108H133ZM156 105H155V106H156ZM182 105H183V104H182ZM182 105H181V106H182ZM194 105H195V104H194ZM198 105H200V104L198 103L197 106H198ZM204 105H203V106H204ZM230 105H231V104H230ZM233 105H231V106H233ZM252 105H254V104H251L250 106L252 107ZM14 106H15V105H14ZM14 106H13V107H14ZM79 106L83 107L82 104L79 105ZM131 106H130V107H131ZM146 106H148V104H147ZM161 106L164 107L163 104H162ZM210 106H209L208 108H210ZM223 106H224V105H223ZM228 106H229V105H228ZM231 106H230V107H231ZM248 106H249V105H247V107H248ZM250 106L248 107L247 110H249V109L251 110ZM254 106H256V105H254ZM254 106H253V107H254ZM7 107H9V106H7ZM11 107H12V106H11ZM38 107H39V106H38ZM72 107H73V106H72ZM72 107H71V108H72ZM77 107H78V105L76 106V108H77ZM114 107H115V105L113 106V108H114ZM117 107H118V106H117ZM117 107H115L114 109H116ZM139 107H140V105H139ZM149 107H150V106H149ZM153 107H154V106H153ZM156 107H158V106H156ZM189 107H190V106H189ZM214 107H213V108H214ZM240 107L242 108V106H240ZM257 107H258V106H257ZM257 107H255V108H257ZM19 108H20V107H19ZM83 108H84V107H83ZM126 108H128V107H126ZM132 108H131V109H132ZM145 108H146V107H145ZM159 108H160V105H159ZM166 108L168 109V108H171V107H170V105H169V107H168V105H167ZM166 108H165V109H166ZM177 108H178V107H177ZM177 108H175V109H177ZM179 108H180V107H179ZM179 108H178V109H179ZM181 108H183V107H181ZM181 108H180V109H181ZM223 108H224V107H223ZM243 108H244V107H243ZM6 109H7V108H6ZM38 109H39V108H38ZM64 109H65V107H64ZM74 109H75V108H74ZM102 109H103V108H102ZM108 109H109V107H108ZM134 109H136V108H134ZM137 109H138V108H137ZM140 109H141V108H140ZM142 109L145 110V111H147V109H144V108H142ZM148 109H149V108H148ZM172 109H173V107H172L171 110H169V111H172L173 113H171V114H174V111H175V110L173 109V110H174V111H173ZM178 109H177V111H178ZM180 109H179V111H180ZM183 109H184V108H183ZM201 109L204 110L205 107H204V108H201ZM201 109L199 108V110H201ZM221 109H222V107H220V110H219L220 112H223V111L225 110V109H224V110L221 111ZM227 109H228V112L231 111V110H229V108H227ZM227 109H226V110H227ZM15 110H16V108H15ZM79 110H80V109H79ZM99 110H100V109H99ZM138 110H139V109H138ZM138 110H137V111H138ZM150 110H151V109H150ZM184 110H185V109H184ZM202 110H201V111H202ZM209 110H210V109H209ZM212 110H213V109H212ZM212 110H211V111H212ZM216 110H217V108H216ZM257 110H258V109H257ZM46 111H47V110H46ZM68 111H69V110H68ZM126 111H127V110H126ZM139 111H140V112H144V111H142V110H139ZM164 111H165V110H164ZM177 111H176V112H177ZM207 111H208V109H207ZM207 111H206V112H207ZM211 111H208V112H211ZM213 111H214V110H213ZM234 111H235V109H234ZM236 111H237V110H236ZM251 111H252V110H251ZM254 111H255V109H254ZM127 112H128V111H127ZM127 112H126V115H127ZM130 112H131V111H130ZM133 112H134V111H133ZM140 112H139V113H140ZM158 112H162V113H163V111H158ZM158 112H157V114H158ZM166 112H168V110L165 111V114H166ZM176 112H175V113H176ZM181 112H182V111H181ZM214 112H215V111H214ZM231 112H233V111H231ZM238 112H239V111H238ZM238 112H237V113H238ZM244 112H246V109H245ZM256 112H257V111H256ZM259 112H260V111H259ZM4 113H5V112H4ZM8 113H9V112H8ZM162 113H161V114H162ZM223 113H224V112H223ZM249 113H250V112H249ZM9 114H10V113H9ZM53 114H54V113H53ZM64 114H65V113H64ZM144 114H145V113H144ZM150 114L152 115V113H150ZM3 115H4V114H3ZM72 115H73V114H72ZM72 115H68L67 117L69 118V116H72ZM90 115H92V114H87V113H86V115H83V116H85V117L88 116V118H87V117H86V118L89 120V119L91 118ZM115 115H116V116H115ZM117 115H118L117 113L114 114L115 117H117ZM130 115H132V114L130 113ZM134 115H135V113L133 114V117H134ZM137 115H138V114H137ZM145 115H146L147 117H149V116H148L149 114H148V115L145 114ZM162 115H164V114H162ZM197 115H198V114H197ZM223 115H224V114H223ZM223 115H222V116H223ZM230 115H231V114H229V116H230ZM239 115H240V114H239ZM243 115L245 116L246 114L243 113ZM243 115H242V117H243ZM250 115H251V114H250ZM256 115H257V114H256ZM13 116H15V115L13 114ZM62 116H63V115H62ZM79 116L81 117L82 115L79 114ZM89 116H90V118H89ZM120 116H121V115H120ZM140 116H141V115H140ZM172 116H173V115H172ZM216 116H217V115H216ZM224 116H225V115H224ZM224 116H223V117H224ZM141 117H142V116H141ZM143 117H144V116H143ZM166 117H167V116H166ZM208 117H209V115H208ZM219 117H220V116H219ZM225 117H226V116H225ZM225 117H224V118H225ZM235 117H236V116H235ZM237 117L240 118V116H238V114H237ZM250 117H251V116H249V118H250ZM252 117H254V113H253ZM255 117H256V116H255ZM37 118H38V117H37ZM42 118H43V117H42ZM71 118H72V117H71ZM74 118H75V117H74ZM74 118H73V119H74ZM82 118H83V117H82ZM121 118H122V117H121ZM135 118H136V117H135ZM150 118H151V116H150ZM159 118H161V117H159ZM159 118H158V119H159ZM170 118H171V117H170ZM172 118H175V117H172ZM243 118H244V117H243ZM245 118H246V116H245ZM249 118H248V119H249ZM256 118H258V117H256ZM39 119H40V118H39ZM79 119H80V118H79ZM117 119H118V117H117ZM119 119H120V118H119ZM260 119H261V117H260ZM35 120H36V119H35ZM43 120H44V118H43ZM74 120L77 121V118H75ZM82 120H83V119H82ZM133 120H134V119H133ZM164 120H165V119H164ZM166 120H168V119H166ZM194 120H195V119H194ZM194 120H193L194 123H192V124H195V121H194ZM227 120H228V119H227ZM238 120H239V119H238ZM261 120H262V119H261ZM261 120H260V122H264V121H261ZM40 121H41V119H40ZM76 121H75V123H76ZM78 121H79V123H80L81 120H78ZM89 121H90V120H89ZM94 121H95V120H94ZM94 121H93V122H94ZM114 121H116V120H114ZM117 121H118V120H117ZM126 121H127V119H126ZM154 121H156V120H154ZM172 121H173V120H172ZM91 122H92V121H91ZM189 122H190V121H189ZM221 122H223V121H221ZM228 122H229V121H228ZM250 122H251V121H250ZM9 123H11L10 120H9ZM21 123H22V122H21ZM44 123H45V122H44ZM95 123H96V122H95ZM99 123H100V122H99ZM118 123H119V122H118ZM127 123H128V122H127ZM150 123H151V122H150ZM156 123H158V122H156ZM178 123H179V122H178ZM180 123H182V121H180ZM180 123H179V125L181 126ZM197 123H198V125H199L200 121L197 122ZM197 123H196V124H197ZM219 123H220V122H219ZM252 123H253V122H252ZM254 123H256V122H254ZM2 124H3V123H2ZM11 124H13V123H11ZM19 124H20V123H19ZM38 124H39V123H38ZM124 124H125V126H126V122H124ZM200 124H202V122H201ZM205 124H206V123H205ZM211 124H212V123H211ZM222 124H223V123H222ZM247 124H248V123H247ZM260 124H261V123H260ZM260 124H259V125H260ZM0 125H1V123H0ZM14 125H15V124H14ZM20 125H22V124H20ZM36 125H37V123H36ZM43 125H44V124H43ZM43 125H42V123H41V127H42ZM57 125H58V124H57ZM78 125H79V124H78ZM128 125H129V123H128ZM128 125H127V126H128ZM151 125H152V124H151ZM202 125H203V124H202ZM206 125H208V124H206ZM244 125H245V123H244ZM250 125H251V124H250ZM257 125H258V121H257L256 126H257ZM4 126H5V125H4ZM39 126H40V125H39ZM39 126H38V127H39ZM97 126H98V125H97ZM127 126H126V127H127ZM260 126H261V125H260ZM262 126H264V125H262ZM262 126H261V127H262ZM1 127H2V126H1ZM11 127H12V126H11ZM21 127H22V126H21ZM24 127H25V126H24ZM24 127H23V128H24ZM144 127H145V126H144ZM154 127H155V126H154ZM162 127H163V129H164V126H162ZM167 127H168V126H167ZM173 127H175V126H173ZM173 127H172V128H173ZM246 127H247V126H246ZM257 127H259V126H257ZM257 127H256V128H257ZM34 128H35V127H34ZM115 128H116V126H115ZM145 128H146V127H145ZM168 128H170V126H169ZM168 128H165V130L168 129ZM4 129H5V128H4ZM8 129H9V127H8ZM128 129H129V128H128ZM186 129H187V128H186ZM261 129H262V128H261ZM43 130H44V129H43ZM72 130H73V129H72ZM161 130H162V128H161ZM243 130H244L245 132H246V131H250V129L245 130L244 128H243ZM243 130H242V131H243ZM255 130H257V129H255ZM255 130L252 131V128H251V131H252V132H255ZM75 131H76V130H74V132H75ZM80 131H81V130H80ZM80 131H79V132H80ZM167 131H168V130H167ZM217 131H218V130H217ZM233 131H234V130H233ZM56 132H57V130H56ZM61 132H63V131H61ZM61 132H60L59 135H61ZM67 132H68V131H67ZM70 132H72V131L70 130ZM109 132H110V131H109ZM111 132H112V130H111ZM111 132H110L109 134H111ZM224 132H225V131H224ZM245 132H243V134H244ZM252 132H250V133H252ZM257 132H258V130H257ZM58 133H59V132H58ZM93 133H94V132H93ZM112 133H113V132H112ZM148 133H149V132H148ZM262 133H264V132H262ZM0 134H1V132H0ZM56 134H57V133H56ZM76 134H77V132H76ZM101 134H102V133H101ZM117 134H118V133H117ZM238 134H239V132H238ZM240 134H241V132H240ZM246 134H249V133L247 132ZM246 134L244 135L245 137H249V136H250V135H249V136H248V135L246 136ZM253 134H254V133H253ZM256 134H257V133H256ZM259 134H261V133H259ZM259 134L256 135L257 138L259 137V136H258ZM1 135H2V134H1ZM1 135H0V136H1ZM65 135H66V134H65ZM103 135H104V133H103ZM115 135H116V134H115ZM183 135H184V134H183ZM213 135H215V134H213ZM216 135H217V134H216ZM17 136H18V135H17ZM17 136H14V138H11L10 140H12V142H13V140H16L15 137H17ZM22 136H23V135H22ZM41 136H42V135H41ZM61 136H63V134H62ZM95 136H97V135L95 134ZM105 136H106V134H105ZM110 136H111V135H110ZM110 136H108V137H110ZM142 136H143V135H142ZM172 136H173V135H172ZM206 136H208V135L206 134ZM227 136H228V135H227ZM251 136L254 137L255 134H254V135L251 134ZM260 136H261V135H260ZM19 137H21V135H20ZM23 137L25 138V136H23ZM29 137H30V136H29ZM54 137H55V136H54ZM64 137H65V136H64ZM70 137H71V136H70ZM97 137H98V136H97ZM97 137H96V138H97ZM111 137H112V136H111ZM111 137H110V138H111ZM229 137H230V136H229ZM237 137H238V136H236V137H232V138H237ZM239 137H240V136H239ZM0 138H1V137H0ZM3 138H4V137H3ZM24 138H23V139H24ZM26 138H27V135H26ZM26 138H25V139H26ZM44 138H46V136H44ZM47 138H49V137H47ZM66 138H67V136H66ZM75 138H76V137H74V139H73V138L71 137L70 140H72V139L75 140V141L77 140V143H78V142H79V143L81 142V141H79L78 139H75ZM78 138H79V137H78ZM93 138H94V136H92V140H93ZM120 138H121V137H120ZM120 138L118 137L117 140L120 139ZM139 138H140V137H139ZM219 138H222V137L219 136ZM241 138H242V137H241ZM251 138H252V137H251ZM259 138H260V137H259ZM4 139H5V138H4ZM4 139H3V140H4ZM28 139H29V138H28ZM40 139H41V137H40ZM64 139H65V138H64ZM79 139H82V141H83L84 138H83V137H80ZM108 139H109V138H108ZM112 139H113V141H114V138H111V140H112ZM180 139H181V138H180ZM222 139H223V138H222ZM222 139L219 140L220 143L222 142V141H221ZM243 139H244V137H243ZM262 139H264V138L261 137L260 140H261V141H264V140H262ZM3 140H2V142H3ZM6 140H9L8 137H7ZM6 140H5V141H6ZM10 140H9V141H10ZM35 140H36V139H35ZM37 140H38V139H37ZM41 140H42V139H41ZM43 140H44V139H43ZM43 140H42V141H43ZM70 140L68 139V142H69V143H70ZM90 140H91V139H90ZM92 140H91V141H92ZM95 140H96V141H95ZM95 140H93L92 142H94V141H95V142H98V141H99V139H98V140L95 139ZM106 140H107V139H106ZM115 140H116V139H115ZM135 140H136V139H135ZM177 140H178V139H177ZM185 140H186V139H185ZM185 140L183 141L184 143H185ZM217 140H218V138H217ZM217 140H216V142L219 143ZM235 140L237 141L238 138L235 139ZM235 140H233V141H235ZM245 140H246V142H247V140L252 141L250 138H249V139H245ZM253 140H255V139H253ZM9 141H6V143H8ZM33 141H34V140H33ZM45 141H46V139H45ZM100 141H101V140H100ZM100 141H99V145H100ZM123 141H124V139H122V143H123L124 146L126 147V144H127L129 141H128V142L125 141L126 143H124ZM148 141H149V140H148ZM225 141H226V140H225ZM231 141H232V139H231ZM241 141H242V143H243V140H241ZM261 141H258V142L255 141V142L258 144L257 147H259V144H260L259 142H261ZM10 142H11V141H10ZM27 142H29V141H27ZM40 142H41V141H39V143H40ZM95 142H94V143H95ZM101 142H102V143H105L106 141L104 140V142H103V141H101ZM107 142H108V141H107ZM188 142H190V140H189ZM244 142H245V141H244ZM246 142H245V143H246ZM248 142H249V141H248ZM248 142H247V144H248ZM255 142L252 141V143H253L252 146L254 145ZM6 143H5V144H6ZM39 143H38V144H39ZM41 143H42V142H41ZM69 143H68V145H69ZM77 143H75V144H77ZM81 143H82V142H81ZM112 143H113V142H112ZM122 143H121V144H122ZM129 143H130V142H129ZM223 143H224V142H223ZM226 143H227V142H226ZM226 143L224 144L225 146H224L222 143H221L219 146L223 145V146H221V147H226V148H231V149H232V146H231V147H228V146H226ZM229 143H230V141H229ZM240 143H241V142H240ZM242 143H241V145H242ZM250 143H251V142H250ZM261 143H264V142H261ZM72 144H73V143H72ZM92 144H93V143H92ZM119 144H120V143H119ZM119 144H116V146H117V145L119 146ZM121 144H120V146H119L120 148H121V146H123V145H121ZM131 144H132V143H131ZM227 144H228V143H227ZM230 144H231V143H230ZM234 144H236V143H234ZM243 144H244V143H243ZM247 144H246V145H247ZM10 145H11V144H10ZM81 145H82V144H81ZM146 145H147V144H146ZM179 145L181 146V145H183V144L179 143ZM228 145H229V144H228ZM241 145H240V146H241ZM249 145H250V144H248V146H249ZM260 145H261V144H260ZM8 146H9V145H8ZM32 146H35V145H32ZM52 146H53V145H52ZM55 146H58V145H55ZM55 146H53V147H55ZM59 146H60V145H59ZM71 146H72V145H71ZM73 146H74V144H73ZM76 146H77V145H76ZM76 146H75V147H76ZM78 146H80V144H79ZM85 146H86V145H85ZM93 146H94V145H93ZM102 146H103V145H102ZM111 146H112V145H111ZM130 146H131V145H130ZM130 146H129V148H130ZM132 146H133V145H132ZM185 146H186V145H185ZM185 146H184V148H185ZM243 146L245 147V144L242 145V147H243ZM250 146H251V145H250ZM250 146H249V147H250ZM255 146H256V144H255ZM6 147H7V146H6ZM44 147H45V146H44ZM68 147H69V146H68ZM87 147H88V146H87ZM97 147H98V146H97ZM106 147H107V146H106ZM112 147H113V146H112ZM119 147H117V148H119ZM127 147H128V145H127ZM186 147H187V146H186ZM244 147H243V148H240L242 151H241L239 154H241V153L243 152V150L246 149V148H244ZM249 147H247V148L250 149L251 151H252V149H255V148H252V149H251V147H250V148H249ZM253 147H254V146H253ZM257 147H256V148H257ZM25 148H27V147H25ZM30 148H32V147H30ZM70 148H71V150L73 149L72 147H70ZM70 148H69V149H70ZM84 148H85V147H84ZM84 148H83V149H84ZM88 148H89V147H88ZM88 148H86V149H88ZM104 148H105V147H103L102 149H104ZM107 148H108V147H107ZM132 148H134V147H132ZM226 148H224V149L226 150ZM233 148H234V147H233ZM60 149H61L60 147H56V148L54 149L55 153L58 154V152L60 151ZM83 149H81V150H83ZM91 149H92V148H91ZM93 149H94V147H93ZM96 149H97V148H96ZM113 149H115V147H113ZM113 149H112V151H114ZM122 149H124V147H123ZM122 149H121V150H122ZM186 149H187V148H186ZM198 149H199V148H198ZM215 149H216V148H215ZM224 149H223V150H224ZM231 149H229V150L231 151ZM248 149H246V151H248ZM258 149H259V148H258ZM261 149H262V145H261ZM27 150H28V149H27ZM33 150L35 151V149H33ZM49 150H50V149H49ZM52 150H53V149H52ZM61 150H62V149H61ZM66 150H67V149H66ZM71 150H70V151H71ZM74 150H75V149H74ZM76 150H77V149H76ZM88 150H90V149H88ZM97 150H98V149H97ZM105 150H106V148H105ZM126 150H127V149H126ZM229 150H228V151H229ZM255 150H257V149H255ZM262 150H264V149H262ZM67 151H68V150H67ZM79 151H80V148H79ZM92 151H93V150H91L90 152H92ZM102 151H104V150H102ZM108 151H109V149H107V151H105V153H107ZM115 151H116V150H115ZM122 151H124V150H122ZM230 151L228 152L229 155H230ZM253 151H254V150H253ZM253 151H252V152H253ZM258 151L261 152L260 150H258ZM5 152L8 153L9 151H7V149H6ZM36 152H37V151H36ZM50 152H51V151H50ZM98 152H99V151H98ZM194 152H197L198 154H200L199 151H197V149H196V151H194ZM194 152H192V155H193ZM226 152H227V151H226ZM226 152H225V153H226ZM255 152H257V151H254V153H255ZM9 153H10V152H9ZM15 153H17V152H15ZM23 153H24V151H23ZM38 153H39V151H38ZM52 153H53V152H52ZM71 153H72V152H71ZM76 153H77V151H76ZM78 153H79V152H78ZM88 153H89V151H88ZM99 153H101V156H102L103 154H104L103 156H106L105 153L102 154L101 151H100ZM99 153H98V154H99ZM109 153H110V152H109ZM124 153H126V152H124ZM147 153H148V152H147ZM149 153H150V152H149ZM186 153H187V152H186ZM211 153H212V152H211ZM225 153L223 154V151H222V153L220 152V154H222V155H221L219 161H222V160H223V157H222V156L225 155ZM243 153H245V150H244ZM254 153H253V154H254ZM4 154H5V153H4ZM13 154H14V153H11V154H10L11 156H9V154H7V155L4 156V157H3V156L1 157V155H0V162H4V164H5L6 161H9V162L12 161V159L14 158V155H13ZM24 154L26 155V154H28V153H24ZM49 154H50V153H49ZM72 154H73V153H72ZM72 154H71V155H72ZM80 154H81V153H80ZM90 154H91V153H90ZM92 154H94V153H92ZM96 154H97V153H95L93 156H95ZM98 154H97V158H98ZM128 154H129V153H128ZM170 154H171V153H170ZM194 154H195V153H194ZM19 155H21V152H20ZM25 155H23V156H25ZM36 155H37V154H35V156H36ZM59 155H60V152H59ZM66 155H67V154H66ZM107 155H108V153H107ZM203 155L205 156V154H203ZM229 155H228V156H229ZM231 155H232V153H231ZM231 155H230V157H228V156H227V153H226V156H225V157L233 158L231 161H235V160L238 158V157H237L236 159H234L236 156L234 155L235 157H233V156L231 157ZM241 155H242V154H241ZM244 155H245V154H244ZM244 155H243V156H244ZM37 156H38V155H37ZM39 156H40V155H39ZM39 156H38V157H39ZM149 156H150V154H149ZM193 156H194V155H193ZM207 156H210V155L208 154ZM245 156H246V155H245ZM251 156H252L251 159H252L253 161H255V160L253 159V155H251ZM254 156L259 157V154H258V155H255V154H254ZM28 157H29V156H28ZM57 157H58V155H57ZM95 157H96V156H95ZM110 157H113V156H110ZM150 157H151V156H150ZM152 157H153V156H152ZM152 157H151V158H152ZM180 157H181V156H180ZM194 157H195V156H194ZM194 157H193V158H194ZM215 157H216V156H215ZM256 157H254V158L256 159ZM261 157H262V159H264V156H262V154H261ZM261 157H260V158H261ZM25 158H26V157H25ZM34 158H35V157H34ZM39 158H40V157H39ZM39 158H35V161H37L36 159H39ZM51 158H52V157H51ZM53 158H54V157H53ZM107 158H108V157L106 156V159H107ZM114 158H116V157L114 156ZM128 158H129V157H128ZM191 158H192V156H191ZM204 158H205V157H204ZM228 158L225 159V160L227 161ZM240 158H242V157H240ZM260 158H259V160H260ZM10 159H11V160H10ZM14 159L17 160L16 163H15V166H19V167H22L21 165H22L25 161H27L26 159H23L22 157H21V158H20V157H15ZM55 159H56V158H55ZM63 159H64V158H63ZM65 159H66V158H65ZM108 159H109V158H108ZM141 159H142V158H141ZM164 159H165V158H164ZM169 159H170V158H169ZM189 159H190V158H189ZM197 159H198V158H197ZM206 159H207V158H206ZM221 159H222V160H221ZM242 159H244V160L246 161V159L248 160V157H245V158H242ZM21 160H23V161H21ZM24 160H25V161H24ZM47 160H48V159H47ZM103 160H104V159H103ZM129 160H130V158H129ZM145 160H146V159H145ZM148 160H149V159H148ZM201 160H202V159H201ZM207 160H208V159H207ZM225 160H223V161L225 162ZM229 160H230V159H229ZM29 161H30V160H29ZM29 161H27V163H28ZM50 161H51V160H50ZM61 161H63V160H61ZM64 161H66V160H64ZM70 161H71V160H70ZM77 161H78V160H77ZM105 161H106V160H105ZM182 161H183V160H182ZM236 161H238V159H237ZM242 161H243V160H242ZM245 161H244V162H245ZM256 161H257V160H256ZM261 161H264V160H261ZM13 162H14V161H13ZM32 162H33V165H34L33 158H32ZM159 162H160V161H159ZM197 162H198V161H197ZM202 162H204V161H201L200 163H202ZM205 162L207 163V161H205ZM212 162H214V160H213ZM246 162H247V161H246ZM90 163H91V162H90ZM200 163H199V164H200ZM218 163H220V162H218ZM236 163H238V162H236ZM247 163H248V162H247ZM11 164H12V163H11ZM11 164H10V165H6L5 168H8V167H12V166H14V165H11ZM24 164H25V163H24ZM30 164H31V162H30ZM36 164H37V162L35 163V165H36ZM38 164H39V162H38ZM38 164H37V165H38ZM40 164H41V163H40ZM195 164H196V162H195ZM195 164H194V165H195ZM242 164H243V163H242ZM35 165H34V166H35ZM209 165H211V164L209 163ZM209 165H207V167H208ZM214 165H215V164H214ZM217 165H218V164H217ZM226 165H227V163H226ZM249 165H250V160H249ZM30 166H31V165H30ZM39 166H40V165H39ZM41 166H42V165H41ZM92 166H94V165H92ZM158 166H160V165H158ZM196 166H197V165H196ZM196 166H195V167H196ZM219 166H220V165H219ZM221 166H222V165H221ZM221 166H220V167H221ZM236 166H237V165H236ZM236 166H235V167H236ZM245 166H246V164L244 165V168H245ZM90 167H91V166H90ZM142 167H143V166H142ZM188 167H189V166H188ZM200 167H203V168L205 167V168H207V167H206V164H204V165L202 164V166H200ZM210 167H211V166H210ZM215 167H216V165H215ZM222 167H223V166H222ZM224 167H226V166H224ZM241 167H242V166H241ZM37 168H38V166H37ZM227 168H228V167H227ZM227 168H226V169H227ZM229 168H231V167H229ZM233 168H234V167H233ZM39 169H40L39 172H40V174H41V175H40L41 177L34 175V178H35V179H38L37 177H39V178H41V179L46 180V179L44 178V176H46V175H50V174L52 173L51 170H50L51 168H49L47 165H46V166H43V167H39ZM39 169H38V170H39ZM151 169H152V168H151ZM195 169H198V168H195ZM234 169H235V168H234ZM6 170H7V169H6ZM88 170H89V169H88ZM90 170H93V168L90 169ZM90 170H89V171H90ZM148 170H149V169H148ZM209 170H210V169H209ZM218 170H219V169H218ZM221 170H223V169H221ZM221 170H220V171H221ZM236 170H237V169H236ZM259 170H260V169H259ZM4 171H5V170H4ZM4 171H3V172L0 171V177H5V175L8 174L7 171H5V172H4ZM15 171H16V170H15ZM15 171L12 170V171H11V174H12L13 172H15ZM86 171H87V170H86ZM144 171H145V170H144ZM154 171H155V170H154ZM199 171H200V170H199ZM211 171H212V170H211ZM223 171H225V170H223ZM227 171H228V170H227ZM227 171H225L224 173L226 174ZM229 171H230V170H229ZM239 171H240V170H239ZM249 171H250V170H249ZM6 172H7V173H6ZM17 172H18V171H17ZM87 172H88V171H87ZM90 172H91V171H90ZM99 172H100V171H99ZM149 172H150V171H149ZM149 172H148V173H149ZM207 172H208V171H207ZM232 172H233V169H232ZM236 172H237V171H236ZM246 172H247V170H246ZM19 173H20V172H19ZM96 173H97V172H96ZM128 173H129V172H128ZM130 173H131V172H130ZM213 173H214V172H213ZM227 173H229V172H227ZM11 174L9 175V178H8V179H10V181H11V179H12L11 183L8 181L7 183L0 184V186H4V187H6V188H8V189L10 188V193H11L12 199H13L14 201H16V198H15V196H16V194H15V193H16V190L20 189L21 191H25L26 188L20 186L19 183H18V181H19L20 183H22V182H21L20 180L17 181V178L14 179V177H13ZM98 174H99V173H98ZM100 174H102V173H100ZM143 174H144V172H143ZM206 174H207V173H206ZM222 174H223V172H222ZM241 174H242V173H241ZM246 174H247V173H246ZM246 174H245V175H246ZM250 174H251V173H250ZM255 174H256V173H255ZM13 175H14V173H13ZM26 175H27V174H26ZM51 175H52V174H51ZM80 175H81V173H80ZM96 175H97V174H96ZM147 175H148V174H147ZM161 175H162V174H161ZM202 175H205V174H202ZM234 175H236V174H234ZM252 175H253V174H252ZM252 175H251V176H252ZM257 175H258V173H257ZM259 175L262 176L261 179H264V175H262V174H259ZM7 176H8V175H7ZM17 176H18V175H17ZM23 176H24V175H23ZM87 176H88V175H87ZM100 176H101V175H98V177H100ZM145 176H146V174H145ZM219 176H220V175H219ZM241 176L244 177L243 175H241ZM253 176H254V175H253ZM19 177H20V176H19ZM90 177H91V176H90ZM95 177H96V176H95ZM98 177H96V181H97V178H98ZM101 177H103V176H101ZM225 177H226V176H225ZM230 177H232V176H230ZM32 178H33V177H31V176H30V177H27V176L25 177V176H24V177H23V182L26 183L27 180H32ZM73 178H74V177H73ZM77 178H78V177H77ZM144 178H145V177H144ZM200 178H201V177H200ZM206 178H207V177H206ZM223 178H224V177H223ZM18 179H19V178H18ZM69 179H71V178L69 177ZM85 179H86V177H85ZM90 179H91V178H90ZM92 179H93V177H92ZM94 179H95V178H94ZM94 179H93V180H94ZM99 179L101 180L102 178H99ZM147 179H148V178H147ZM156 179H157V177H156ZM169 179H170V178H169ZM190 179H192V178H190ZM203 179H204V178H203ZM235 179H236V178H234V180H235ZM253 179H255V178H253ZM87 180H88V179H87ZM100 180H98V181H100ZM148 180L150 181L151 179H148ZM171 180H172V179H171ZM188 180H189V179H188ZM204 180H205V179H204ZM237 180H238V178L236 179V182H237ZM239 180H240V179H239ZM249 180H250V179H249ZM60 181H62L63 183H65V182L67 183L66 179H61ZM101 181H103V180H101ZM101 181H100V182H101ZM138 181H139V180H138ZM156 181H157V180H156ZM172 181H173V180H172ZM172 181H170V182H172ZM174 181H175V180H174ZM197 181H198V180H197ZM243 181H244V180H243ZM45 182H46V181H45ZM71 182H72V181H71ZM71 182H69V183H71ZM86 182H89V180L86 181ZM140 182L143 183L144 181H140ZM150 182H152V181H150ZM150 182H149V184H150ZM164 182L166 183V181H164ZM217 182H218V181H217ZM225 182H226V181H225ZM236 182H235V183H236ZM238 182H239V181H238ZM262 182H264V181H262ZM12 183H13V184H12ZM25 183H24V184H25ZM60 183H61V182H60ZM69 183H68V184H69ZM83 183H84V182H83ZM91 183H92V182H91ZM101 183H102V182H101ZM101 183H99V184H101ZM138 183H139V182H138ZM145 183H146V182H145ZM152 183H153V182H152ZM180 183H181V182H180ZM189 183H190V182H188V184H189ZM240 183H241V182H240ZM6 184H7V185H6ZM43 184H44V183H43ZM75 184H76V183H75ZM86 184H87V183H86ZM158 184H159V183H158ZM158 184H157V185H158ZM178 184H179V183H178ZM216 184H217V183H216ZM216 184H215V185H216ZM219 184H220V183H219ZM241 184H242V183H241ZM32 185H33V184H32ZM37 185H38V184H37ZM50 185H52L53 187H55L56 184H50ZM65 185H67V184H65ZM72 185H74V183H73ZM84 185H85V184H84ZM101 185L103 186V184H101ZM143 185H144V184H143ZM147 185H148V184H147ZM150 185H151V184H150ZM153 185H154V184H153ZM161 185H162V184H161ZM169 185H170V184H169ZM173 185H175V184L173 183ZM203 185H205V184H203ZM203 185H202V186H203ZM209 185H210V184H209ZM209 185H208V187H207V185L204 186V187H207V188L209 189V188L211 187V185H210V186H209ZM215 185H214V186H215ZM227 185H229V184H227ZM232 185H233V184H232ZM246 185H249V184H246ZM250 185H251V184H250ZM19 186H20V187H19ZM56 186H59V185H56ZM63 186H64V185H63ZM68 186H69V185H68ZM81 186H82V185H81ZM85 186H86V185H85ZM95 186H96V185H95ZM138 186H139V185H138ZM144 186H145V185H144ZM216 186H217V185H216ZM219 186H220V185H219ZM221 186H223V185H221ZM235 186H236L235 188H237V186H239V184L237 183V185H235ZM47 187H48V186H46V188H47ZM49 187H50V186H49ZM60 187H62V186L60 185ZM60 187H59V188H60ZM65 187H67V186H65ZM139 187H140V186H139ZM145 187H146V186H145ZM159 187H160V186H159ZM159 187H158V188H159ZM165 187H166V185H165ZM167 187H170V186H167ZM173 187H174V186H173ZM217 187H218V186H217ZM241 187H242V186H241ZM244 187H245V186H244ZM50 188H51V187H50ZM85 188H86V187H85ZM136 188H137V187H136ZM148 188H149V187H148ZM154 188H155V187H154ZM207 188H202V187H201L202 190L200 191V193H198L199 196H198V197L196 196V198H194L193 200H188V204H186V205H189L191 208H192V207H199V206H201V207H203V209H204L205 206L209 207L208 205L212 204L211 207H212V209H215V208H216L215 210H218L220 206L222 207V205H221V203H222L221 200H223V199L225 198L226 195L224 194V195H225V196H224L223 193H221V192H220V194L217 193V192H216V193L211 192L210 190L212 189V187H211V189H209V191H208ZM250 188H251V186H250ZM259 188H260V187H259ZM29 189H30V188H29ZM38 189H39V188H38ZM67 189H68V187H67ZM151 189H152V188H151ZM165 189H166V188H165ZM216 189H217V188H216ZM223 189H224V188H223ZM231 189H232V188H231ZM238 189H240V186L238 187ZM260 189H261V188H260ZM52 190H53V192H55L54 189H52ZM97 190H98V189H97ZM158 190H160V189H158ZM217 190H218V189H217ZM219 190H220V189H219ZM225 190H226V189H225ZM233 190H234V189H233ZM235 190H237V189H235ZM258 190H259V189H258ZM38 191H39V190H38ZM40 191H41V190H40ZM74 191H76V190H74ZM74 191H73V192H74ZM77 191H79V190H77ZM92 191H93V190H92ZM92 191H90V193H91ZM95 191H96V189H95ZM151 191H152V190H151ZM212 191H213V190H212ZM255 191H257V190H255ZM259 191H261V190H259ZM34 192H35V191H34ZM34 192L32 191V193H34ZM69 192H70V191H69ZM102 192H103V191H102ZM161 192H162V191H160V193H161ZM165 192H166V190H165ZM165 192H164V193H165ZM236 192H237V191H236ZM252 192H253V191H252ZM257 192H258V191H257ZM257 192H256V193H257ZM7 193H8V192H7ZM35 193H36V192H35ZM41 193H43V194H41V195H44L43 190H42ZM71 193H72V192H71ZM75 193H77V192H75ZM79 193H81V191H80ZM90 193H89V194H90ZM92 193H94V191H93ZM98 193H99V192H97V194H98ZM156 193H157V192L155 191V194H156ZM160 193H158L157 195H159ZM166 193H167V192H166ZM209 193H210V195H209ZM226 193H227V192H226ZM238 193H239V191H238ZM238 193H237V195H238ZM254 193H255V192H254ZM38 194H39V193H38ZM45 194H46V193H45ZM54 194H56V193H54ZM86 194H88V193H86ZM100 194H101V193H100ZM213 194H214V195H213ZM221 194H222V195H221ZM32 195H33V194H32ZM62 195H63V194L60 195L61 198H62ZM82 195H83V194H82ZM160 195L163 196L164 194L161 193ZM168 195H169V194H168ZM168 195L165 194V196H168ZM171 195H172V193H171ZM175 195H176V194H175ZM177 195H179V194H177ZM229 195H231V193H230ZM237 195L235 196V198H236V197H239L240 194H239L238 196H237ZM249 195H250V194H249ZM257 195H258V193H257ZM19 196H20V195H19ZM19 196H18V197H19ZM37 196H38V195H37ZM56 196H57V195H56ZM89 196H91V195H89ZM92 196H93V195H92ZM97 196H98V195H97ZM132 196L135 197L134 195H132ZM147 196H148V195H147ZM150 196H151V195H150ZM150 196H149V197H150ZM152 196H153V195H152ZM181 196H182V195H181ZM223 196H224V197H223ZM240 196H241V195H240ZM243 196H244V195H243ZM259 196H260V195H259ZM33 197H34V195H33ZM57 197H58V196H57ZM80 197H81V195H80ZM100 197L103 198L104 195H103V197H102V196H99V199L97 198V200H98L99 202L102 203L104 200H100ZM149 197H148V199H149ZM156 197H157V196H156ZM168 197L171 198L170 195H169ZM94 198H95V197H94ZM94 198H93V200H95ZM150 198H151V197H150ZM17 199H18V198H17ZM44 199H45V198H44ZM59 199H60V198H59ZM78 199H80V198H78ZM78 199H77V200H78ZM86 199H87V198H85V200H86ZM144 199H145V198H144ZM238 199H239V198H238ZM246 199H247V198H246ZM80 200H81V199H80ZM152 200H153V199H152ZM152 200H150V201H152ZM156 200H157V199H156ZM165 200H166V202H167V197H166ZM172 200H173V199H172ZM236 200H237V198H236ZM239 200H240V199H239ZM242 200H243V199H242ZM242 200H240V201H242ZM247 200H248V199H247ZM66 201H67V200H66ZM81 201H82V200H81ZM81 201H79V202H81ZM153 201H154V200H153ZM168 201H170V203H169V202H167V203H169L170 206H171V202H172V201H171L170 199H169ZM176 201H177V200H176ZM176 201H175V202H176ZM237 201H238V200H237ZM237 201H236L235 205H236V206H237V205L240 206V202H237ZM251 201H252V200H251ZM253 201H254V200H253ZM64 202H65V201H64ZM89 202H90V201H89ZM147 202H148V201H147ZM177 202H178V201H177ZM177 202H176V203H177ZM226 202H227V201H226ZM232 202H233V201H232ZM232 202H231V203H232ZM244 202H246V204L249 203V202L247 203V201H244ZM244 202H241V203L245 204ZM62 203H63V202H62ZM77 203H78V201H77ZM96 203H97V202H96ZM104 203H105V202H104ZM104 203H103V204H104ZM164 203H165V202H164ZM172 203H174V200H173ZM176 203L173 204V206H174V205H177ZM214 203H216V204H214ZM217 203L220 204V205H218ZM233 203H234V202H233ZM262 203H264V202H262ZM1 204H2V203H1ZM16 204H17V203H14V206H15ZM18 204H19V203H18ZM18 204H17V206L19 207ZM27 204H29V203H27ZM30 204H32V203H30ZM79 204L81 205V203H79ZM87 204H88V203H87ZM115 204H116V203H115ZM115 204H114V205H115ZM169 204H168V205H169ZM178 204H181V203H178ZM213 204H214V206L216 205L215 208L213 207ZM224 204H225V203H224ZM246 204H245V205H246ZM252 204H254V203L252 202ZM252 204H250V208L253 207ZM12 205H13V204H12ZM20 205H21V202H20ZM23 205L26 206L25 203H24ZM23 205H21V206H23ZM64 205H65V203H64ZM67 205H68V204H67ZM83 205L86 206V203L83 204ZM83 205H81V206H83ZM88 205H89V204H88ZM97 205H99V204H97ZM144 205H147V203L144 204ZM149 205L152 206L151 204H148V206H149ZM153 205H154V204H153ZM217 205H218L219 207H217ZM235 205H234L233 209L235 208ZM95 206H96V205H95ZM129 206H130V205H129ZM148 206H147V207H144V206H143L142 208H148ZM223 206H225V205H223ZM230 206H231V205H230ZM260 206H261V204H260ZM262 206H264V204H262ZM66 207H67V206H66ZM91 207H92V206H91ZM99 207H101V206H99ZM99 207H98V208H99ZM102 207H103V205H102ZM102 207H101L100 209H102ZM104 207L106 208V204H105ZM154 207H155V206H154ZM156 207H157V206H156ZM171 207H172V206H171ZM175 207H176V206H175ZM207 207H205V209H206ZM211 207H210V208H211ZM1 208H2V207H1ZM61 208H62V207H61ZM72 208H73V205H72ZM87 208L90 209V207H87ZM92 208H93V207H92ZM95 208H96V207H95ZM98 208H97V209H98ZM151 208H152V207H151ZM185 208H188V207H185ZM185 208H184V210H185ZM199 208H200V207H199ZM199 208H198V210H199ZM217 208H218V209H217ZM223 208H226V207H222L221 209H223ZM231 208H232V206H231ZM254 208H255V207H254ZM254 208H253V209H254ZM257 208H258V207H257ZM2 209H3V208H2ZM58 209H59V208H58ZM66 209L68 210L69 208H66ZM73 209H74V208H73ZM97 209H96V211H97ZM153 209H154V208H153ZM153 209H151V210H153ZM157 209H161V207H160V208H157ZM168 209H169V208H168ZM181 209H183V207H182ZM200 209H201V208H200ZM205 209H204V213H211V212H209V210H210L209 208H208L209 210L206 209L208 212H205ZM221 209H220V210H221ZM242 209H243V208H240V209H238L237 211H236V210H231V212H229V213L232 214V211H233V213H234V212H236V213L239 212L237 215H239V214L241 215V210H242ZM246 209L248 210L249 207H248V208H247V207L245 208V210H244V214H245V215L248 213V211H250V210L246 211ZM80 210H81V208H80ZM80 210H79V212H80ZM90 210H91V209H90ZM148 210H149V209H148ZM186 210H187V209H186ZM186 210H185V211H186ZM224 210H225V209H223L222 212H223ZM226 210H227V209H226ZM258 210H261V209H258ZM65 211H66V210H64V212H65ZM71 211H72V210H71ZM96 211H95V212H96ZM98 211H101V210H98ZM98 211H97V212H98ZM104 211H105V209H104ZM104 211H103V213H104ZM144 211H146V210H144ZM162 211H163V210H162ZM167 211H168V210H167ZM191 211H192V210H191ZM245 211H246V212H245ZM25 212H26V211H25ZM25 212H24V213H25ZM68 212L70 213L69 210H68ZM73 212H74V211H73ZM107 212H108V211H107ZM107 212H106V213H107ZM151 212H152V211H151ZM155 212H157V211L154 210V213H155ZM160 212H161V211H160ZM168 212H170V210H169ZM200 212H202V211H200ZM222 212H221V213H222ZM225 212H226V211H225ZM225 212H224V214H223V213L220 214V216L223 217V216L225 215ZM242 212H243V211H242ZM43 213H44V212H43ZM49 213H50V212H49ZM49 213H48V214H49ZM69 213H68V214H69ZM71 213H72V212H71ZM71 213H70V214H71ZM101 213H102V211L100 212V214H101ZM161 213H162V212H161ZM214 213H215V212H214ZM219 213H220V212H219ZM229 213H228V216H229ZM236 213H234V214H236ZM16 214H17V213H16ZM40 214H41V213H40ZM64 214H65V213H64ZM68 214H67V215H68ZM72 214H73V213H72ZM77 214H78V212H77ZM97 214H98V213H97ZM167 214H168V213H167ZM177 214H178V212H177ZM179 214H182V213H179ZM179 214H178V215H179ZM184 214H185V212H184L182 215H184ZM202 214H203V213H202ZM231 214H230V215H231ZM253 214H255V213H253ZM253 214L251 213L252 216H253ZM256 214L258 215V212H257ZM13 215H14V214H13ZM37 215H38V214H37ZM46 215H47V214H46ZM46 215H45V216H46ZM50 215H51V213H50ZM104 215L106 216V214H104ZM104 215H103V216H104ZM107 215H108V214H107ZM163 215H164V214H163ZM205 215H206V214H205ZM205 215H204V216H205ZM215 215H217V214H215ZM247 215L249 216V213H248ZM247 215L244 216V215L242 214L243 217H242V216H241V217H242V218H244V217L247 218V217H248ZM10 216H11V215H10ZM22 216H23V215H22ZM24 216H25V215H24ZM28 216H29V215H28ZM60 216H61V214L59 213V217H60ZM65 216H66V215H65ZM68 216H69V215H68ZM78 216H79V215H78ZM98 216H99V214L97 215V217H98ZM109 216H110V214H109ZM139 216H140V215H139ZM220 216L218 215V218H220ZM231 216H232V215H231ZM235 216H236V215H235ZM259 216H261V215L259 214ZM11 217H12V216H11ZM15 217H16V216H15ZM32 217H33V216H32ZM51 217H52V216H51ZM53 217H54V216H53ZM59 217H58V218H59ZM66 217H67V216H66ZM69 217H71V216H69ZM238 217H239V216H238ZM238 217H237V218H238ZM249 217H250V216H249ZM256 217H258V216H256ZM262 217H264V216H262ZM71 218H73V219H71V221H78V220H74V217H71ZM75 218L77 219V217H75ZM98 218H101V217H98ZM98 218H97V219H98ZM105 218H106V220H108V219H111V216H110V218H107V216H106ZM205 218H206V217H205ZM207 218H208V217H207ZM223 218H224V217H223ZM233 218H234V216H233ZM246 218H245V219H242V220L245 221V222H247V224L249 223V225H250V222H251V223H252L251 225H253V224L255 223V225L257 226V224L259 223V224H258V226H259V225L262 223V221H264V220H260V219H262L261 217H260V218L258 217L257 219H254L255 217H252V218H250V219H246ZM32 219H33V218H32ZM50 219H51V218H50ZM50 219H48V220H50ZM53 219H54V218H53ZM56 219H57V218H56ZM66 219H68V218H66ZM103 219H104V218H102L101 220H103ZM194 219H195V218H194ZM214 219H215V218H214ZM226 219H227V217H226ZM239 219H241V218L239 217ZM239 219H238V220H239ZM258 219H259V220H258ZM8 220L11 221L10 218H9ZM45 220H46V219H44V221H45ZM99 220H100V219H98V221H99ZM104 220H105V219H104ZM104 220H103V221H104ZM207 220H208V219H207ZM228 220H229V219H228ZM231 220H232V219H231ZM233 220H234V219H233ZM238 220H237V221H238ZM242 220L239 221V222H240V223L243 222ZM6 221H7V220H6ZM39 221H40V223H41V220H39ZM39 221H38V222L36 221V222L39 223ZM57 221H58V220H57ZM69 221H70V220L68 219L67 222H69ZM83 221L85 222L86 220H82L81 222H83ZM108 221H109V220H108ZM108 221H106V223H107ZM186 221H187V220H186ZM186 221H185V222H186ZM213 221H214V220H213ZM216 221H217V220H216ZM220 221H222V220L220 219ZM32 222H34V223H35L34 225H37L36 227L39 228V227H38V224H37L35 221H32ZM54 222H56V221H54ZM59 222H60V221H59ZM78 222H80V221H78ZM78 222H77V223H78ZM88 222H89V221H88ZM90 222H92V221H90ZM200 222H201V221H200ZM203 222H205V221H203ZM206 222H207V221H206ZM231 222H232V221H231ZM40 223H39V226H41L44 222H43L41 225H40ZM70 223H72V222H70ZM155 223H156V222H155ZM174 223H175V222H174ZM207 223H210V222H207ZM221 223L223 224V222H221ZM237 223H238V222H237ZM240 223H238V224H240ZM243 223H244V222H243ZM243 223H242L241 225H239V226H242V227L245 226V223H244V224H243ZM256 223H257V224H256ZM8 224H9V223H8ZM8 224H7V225H8ZM11 224H12V223H11ZM56 224H57V222L55 223V225H56ZM58 224H59V223H58ZM58 224H57V225H58ZM75 224H76V222H75ZM85 224H88V223L86 222ZM100 224H101V223H100ZM182 224H183V223H182ZM201 224H202V222H201ZM218 224H219V223H218ZM225 224H226V223H225ZM225 224H224L223 227H225ZM231 224H232V223H231ZM234 224H235V223H233V228H234ZM238 224H236V226H238ZM247 224H246V226H248ZM1 225H2V224H1ZM4 225H6V222H5ZM4 225H3V227H4ZM57 225H56V226H57ZM63 225H64V224H63ZM63 225H60V226H63ZM82 225H84V223H83ZM173 225H174V224H173ZM204 225H206V223H205ZM209 225H210V224H209ZM45 226H46V225H45ZM131 226H132V225H131ZM214 226H215V225H214ZM229 226H230V224H229ZM246 226H245V227H246ZM253 226H254V225H253ZM1 227H2V226H1ZM11 227H12V226H11ZM34 227H35V226H34ZM48 227H50V225L47 226L46 229H48ZM51 227H54V225H52ZM63 227H64V226H63ZM179 227H181V226H179ZM204 227H205V226H204ZM226 227H227V226H226ZM245 227H243V229H244ZM251 227H252V226H251ZM251 227H250V228H251ZM262 227H264V225L261 224V228H262ZM4 228H5V227H4ZM6 228H7V226H6ZM17 228H18V227H17ZM57 228H58V226L56 227V230L58 231L59 228H58V229H57ZM239 228H241V227H239ZM257 228H258V230L261 229V228L259 229V227H257ZM25 229H26V228H25ZM43 229H44V228H42V230H43ZM61 229H62V228H61ZM248 229H249V228H248ZM252 229H253V228H251V230H252ZM3 230H5V229H3ZM6 230H7V229H6ZM26 230H27V229H26ZM31 230H32V229H31ZM31 230H29V231H31ZM36 230H37V229H36ZM52 230L55 232L54 229H52ZM241 230H242V229H241ZM245 230H246V229H245ZM245 230H244V231H245ZM262 230H264V229H262ZM33 231H34V230H33ZM37 231H38V230H37ZM47 231H48V230H46L45 232H47ZM49 231H51V230H49ZM57 231H56V234H58ZM59 231H60V230H59ZM209 231H210V230H209ZM248 231H249V230H248ZM248 231H247V232H248ZM253 231H255V229L252 230V232H251L252 234L250 233L251 235H253ZM256 231H257V230H256ZM1 232H2V229H0V233H1ZM205 232H206V231H205ZM260 232H261V231H260ZM6 233H7V232H6ZM39 233H40V231H39ZM49 233L53 235V232H52V233L49 232ZM206 233H207V232H206ZM243 233H244V232H243ZM255 233H257V234H259V235H260L261 233H259V231H258V232H254L255 237L258 239L259 236L257 237V236H256L257 234H255ZM42 234H44V233L42 232ZM45 234H47V235H45V236L43 235V237H42V241H43L44 243H47L48 245L50 244V246H51V248H52V245H53L52 243L55 242V241L53 240V238H55L56 236L54 235V237L52 238L51 236H48V235H50V234H48V232L45 233ZM59 234H60V232H59ZM59 234H58V235H59ZM237 234H238V233H237ZM34 235H35V233H34ZM36 235H37V234H36ZM245 235H246V234H245ZM247 235H249V234H247ZM254 235H253V236H254ZM1 236H2V235H1ZM253 236H252V237H253ZM2 237H3V236H2ZM2 237H1V238H2ZM4 237H5V236H4ZM38 237H39V235H38ZM38 237H37V238H38ZM108 237H109V236H108ZM208 237H209V236H208ZM248 237H249V236H248ZM39 238H40V237H39ZM250 238H251V237H250ZM256 238H255V239H256ZM110 239H111V236H110ZM118 239H119V238H118ZM201 239H202V238H201ZM257 239H256V240H257ZM196 240H197V239H196ZM198 240H199V239H198ZM203 240H204V239H203ZM259 240H260V238L258 239V241H259ZM53 241H54V242H53ZM59 241H60V240H59ZM224 241H225V240H224ZM260 241H261V240H260ZM260 241H259V243H260ZM110 242H111V241H110ZM113 242H114V241H113ZM207 242H208V241H207ZM222 242H223V241H222ZM227 242H228V241H227ZM7 243H8V242H7ZM58 243H59V242H58ZM84 243H85V245H87V246H84V245H83L84 248L86 247L85 250L89 251V250H88L89 248H87V247H88L89 244H91V242L86 241V242H84ZM86 243H87V244H86ZM246 243H247V241H246ZM259 243H258V244H259ZM102 244H103V243H102ZM104 244H105V243H104ZM107 244H109V243H107ZM223 244H224V242H223ZM226 244H227V243H226ZM247 244H248V243H247ZM250 244H252V241H251ZM12 245H13V244H12ZM32 245H33V244H32ZM54 245L57 246L56 244H54ZM60 245H61V244H59V246H60ZM113 245H114V244H113ZM113 245H111V247H112ZM224 245H225V244H224ZM224 245H223V246H224ZM45 246H47V245H45ZM45 246H44V248H45ZM83 246H82V249H81L80 254L83 253V250H84ZM91 246H94V245H90V249L92 250L93 247H91ZM100 246H101V245H100ZM103 246H105V247L107 248L109 245H108V246H107V245H103ZM103 246H101V247H103ZM223 246H221V247H223ZM262 246H264V245H262ZM114 247H115V246H114ZM114 247H113V250L115 249ZM240 247H241V246H240ZM249 247H251V246H249ZM249 247H248V248H249ZM254 247H256V246H253V245H252V249L250 248V251H247V252H250V253H251V250H252V253L254 254V253L257 251V249H255L256 251L253 252V250H254L253 248H254ZM258 247H259V246H258ZM13 248H14V247H13ZM16 248H17V247H16ZM42 248H43V247H42ZM94 248H95V247H94ZM259 248H260V247H259ZM116 249H118V248H116ZM116 249H115V250H116ZM119 249H120V248H119ZM121 249H122V248H121ZM244 249H245V248H244ZM262 249H264V248H262ZM6 250H7V249H6ZM34 250H36V252H37V250H38V253L40 252V254L43 253V252L40 251L41 249L39 248V246H38V245H35V244H34ZM43 250H44V249H43ZM63 250H64V249H63ZM100 250H101V248H100ZM104 250H105V248L103 247V250H101V255H102V253H104V252H108V253H109V251H107V249H106V251H104ZM123 250H124V249H122V252H120L119 254H121V253H123V252L125 251V250H124V251H123ZM126 250H127V249H126ZM165 250H166V249H165ZM191 250H192V249H191ZM218 250H219V249H218ZM2 251H3V250H2ZM55 251H57V250H55ZM55 251H53L52 254L55 255L54 258L56 259V257H59V256H58L59 253H58V255L56 256L57 252H55ZM102 251H103V252H102ZM166 251H167V250H166ZM184 251H185V250H184ZM243 251H244V250H243ZM243 251H242V254H240V256H246V255H247V254L243 253ZM260 251H261V249H260ZM113 252H114V251H112V252H110V253L113 255ZM117 252H118V251H117ZM182 252H183V250H181V252H180V251H173V252L171 251V252L167 253V256L170 255V256H169L170 260H169V258H168L167 256H166V258H168V260L171 261L170 263H167V264H264V256H261V257L259 256L258 259H256V258H255V259H254V258L251 259V257H249V258L247 257V259H246V258L244 257V258L246 259V260L244 259V261H243V258H241V260H236V261H233V262H230V261L228 262L227 260H226L227 262H226V261H225V262H221V261H220V262H217V260H215V259H217V258H213V257L210 258L211 256L209 257V259H208V257H207V259H206L205 257L202 258V256H205V254H204V255L202 254L203 251H202V253H200L201 250H200V252H190V251L188 252V251H186V252H185V256H189L191 259L193 258V260L188 261L189 259L186 258L187 261H184V260H186V259H184V260L182 261V259L184 258V257L182 258V255H183ZM210 252H211V251H210ZM17 253H18V252H17ZM33 253H34V251H33ZM63 253H64V251H63ZM63 253L60 252V254H61L60 256H62ZM88 253H90V251H89ZM108 253H105V254H107V255H109V256L112 257V255H110V254H108ZM159 253H160V252H159ZM183 253H184V252H183ZM237 253H239V251H238ZM237 253H236V254H237ZM240 253H241V252H240ZM262 253H264V252H262ZM262 253H259V254H262ZM11 254H12V252H11ZM40 254H39V255H40ZM117 254H118V253H117ZM117 254H116V255H117ZM181 254H182V255H181ZM211 254H212V253H211ZM256 254H258V253L256 252L255 255H256ZM36 255H37V254H36ZM41 255H42V254H41ZM88 255H89V254H88ZM163 255H164V253H163ZM222 255H224V254H222ZM226 255H227V254H226ZM226 255H225V256H226ZM232 255H233V254H232ZM248 255H249V254H248ZM251 255H252V254H251ZM109 256H107V257H109ZM228 256H229V255H228ZM5 257H6V256H5ZM23 257H24V256H22V255H16L15 253H14L13 255H11V257H8V258H2V257H0V264H63L62 262H47V261H43V260H47L48 258H51V257H46V256L44 257L43 255L40 256V257L38 256V259H39V260H38V259H37V260H27V259H26L27 257H24V258H23ZM114 257H115V256H114ZM163 257H164V256H163ZM214 257H215V256H214ZM236 257H238V256H236ZM252 257H253V256H252ZM255 257H256V256H255ZM36 258H37V257H36ZM54 258H52V259L54 260ZM89 258H90V257H89ZM218 258H219V257H218ZM226 258H228V257H226ZM58 259H61V257L58 258ZM205 259H206V260H205ZM230 259H231V257H230ZM239 259H240V258H239ZM102 260H103V259H102ZM232 260H234V259H232ZM58 261H61V260H58ZM131 261H132V260H131ZM123 262H124V261H123ZM176 262H177V263H176ZM153 263H154V262H153ZM64 264H65V263H64ZM84 264H85V263H84ZM165 264H166V263H165Z\"/></svg>","mask_w":264,"mask_h":264}]
</instances>
